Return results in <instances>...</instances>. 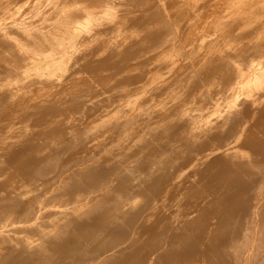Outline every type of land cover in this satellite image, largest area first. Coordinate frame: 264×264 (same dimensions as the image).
Masks as SVG:
<instances>
[{
    "label": "bare ground",
    "instance_id": "1",
    "mask_svg": "<svg viewBox=\"0 0 264 264\" xmlns=\"http://www.w3.org/2000/svg\"><path fill=\"white\" fill-rule=\"evenodd\" d=\"M2 1L4 3L5 0H2ZM17 1H19V0H17ZM34 1H36V0H34ZM47 1L49 2V0H47ZM80 1L83 2V4L85 3L86 4L85 6H89V4H90L91 9L93 7L92 5L95 6V5H97V3L100 4L103 1V2L107 3L110 6V7L108 6L109 8L114 9V11H112L110 9L111 12H108L106 9L109 10V8H106V9H103V10H106L107 12L106 11L103 12V10L101 9L102 10L101 12L105 13L107 16H105L104 14H101V15H104L103 17H101V16H99L100 15L99 14V15H97L98 17L96 16L97 20L96 19L94 20V14H92L93 18L92 17L91 18L93 20L90 19V20H86V21L85 20L81 21V17H82V19L83 18L86 19L85 17H87L88 15L90 16V13L87 12V11H90V10H87V9H90V6H89V8L85 7V8H87L86 9L87 11L84 10V8L80 9V10L86 11L85 12L86 14L89 13L86 16H84L85 13L84 14L82 13L83 16L82 15L81 16L78 15V13H80V10H78L79 8L78 9L76 8L77 12H75V10L72 11V10H70V8H68L72 4H74L75 2L79 3ZM87 1L88 0H50L49 4H51L52 8L55 9V10H52V11H55V12L53 14V13H51L52 11L49 10V11H51L50 12L51 15L48 12V14L50 16L49 17L47 16V17L50 18V17H53V15H54V17L55 16L58 17V19H56L57 17L54 18V22L55 23L52 24V25H46V24L44 25V23H43L39 27H36L37 24L33 23V24H36L33 27H32V25L31 26L30 25L26 26V25H21V21H23V20H21L20 22L19 21H14L15 18L13 19L12 22L8 18V20L11 23L9 22L8 24H6L4 26H3V23L2 24L0 23V44L2 43L6 47L10 46L11 49H12L11 51H13V52H15L16 51L15 49L17 48V51H19L18 49H21L22 51L24 50V54L28 53L26 56L22 55L23 53H20V52L18 53L19 57H21L22 59L24 57V59H25L23 62H19V63H23L19 67H17V65H16L15 68L14 67L11 68L10 66H8L10 68H7L5 66H4L5 67L4 68L3 66H1V68L3 67L2 70L7 68L6 69L7 73L5 74V76L1 77V74H0V198H4L3 201L6 200L5 206H6V204L8 205V203H11V202H13V203L15 202V204H16V202L19 203V201H22V204L25 205V206L24 207H17V209L18 208L21 209V208H25V207L28 208L29 207V205H28V203L30 202L29 198H31L33 196L30 197L29 195H32V194L31 193L29 194L28 191H26V190L32 189V186H34V184H37L38 182H41L42 179H40V178L45 176L44 173H43V172H45V171H43L44 165H42V166L40 165L39 166V164L42 163L43 161H45V159H47L45 157H48L50 155V151H52V150L57 151V149H59L58 147L60 145H62V143H65V141H68V142L70 141L69 143H73L75 148H77L78 150L81 149L83 151H85V150L89 151L90 149H95L94 151L100 152L98 155H96V156L100 155L99 156V163H97L98 161H97V158L95 156L96 163L98 164V166L97 167L94 166L95 168L91 169L92 167L90 168V165H92L94 163L90 164L91 160L89 159L90 160V162L88 161V163H89L88 166L89 167H86L87 166L86 165L85 168H84L85 171H86L85 172V176L86 175L87 176L89 175V177L90 176H93V177L97 176V178H92V177L84 178L83 177V179H85V180L86 179H90L91 180V178H92L94 183L97 184V182L100 181L99 185H102V186H103V183L101 184V180H103L104 177H102L101 180L99 178V180L97 182L95 181L96 179H98L99 175H100L99 177H101V176H103V174L109 173L110 171L115 170V169L118 170V168H119V170H121V171H118V172L122 173L121 177H120V173H118L117 171L115 172V174L116 173L119 174V176H118L119 179L118 180H116V176L115 177L112 176L114 174H112V175L111 174H105V176H107V175L110 176L111 175L112 177L111 176L110 177L111 178H115L114 180H116V182L119 183L120 178H123L124 176L126 178L127 176L133 174L132 172H133L134 165H132L130 167L127 163H124V162L127 161L129 158H131L132 154L135 155L134 153L131 154L132 151L135 152L134 149H137L136 152H138L139 151L138 149H140V151H142V152L139 153V156H141L144 160H143V163L140 164L139 169H141L144 172L143 173H139V174L137 172V174L139 175V178H140L138 180H141V182L139 181L140 184L143 185L144 187L146 186L145 189L148 187L147 189H148V191H150V192H146L145 191L147 193V195L145 194L144 191H141V192H144L146 197L148 195L149 196L151 195V197H152V195L156 196V197H157V195H160L159 198H156L157 200L160 199L161 196L165 197L163 199V203L165 201L170 207L169 209H166V210L163 209L164 212H162L161 215L159 214L160 216L157 217V224H158V221L159 222H163L164 221V223L165 222L167 223L168 219L170 220V217H171L169 215L173 214V217H174V215H176V214H181L189 206L191 208V211L192 210L194 211L193 207H191L192 205H194V206L197 205V204L200 205V203H201V206H202L203 204L201 202V199H199L200 201H197V199H196V197L200 198L199 196H201V194L203 193L202 190L204 191L205 189H207V193H208V191H209V193L211 191L212 192L216 191V194H217V192H219V193L223 192V193H225V196H226V192H227V191H225L226 188L220 187L223 184L219 183L220 184L219 185L218 182H220V181L217 180V178L219 176L222 177L220 173L224 174V176H226L227 179L225 180L223 177L222 178L226 182H228V186H229V181H228L229 179L228 178H231V176H230V173L227 176V173L225 171L229 170L230 166H228V164H225L224 167L226 168V170L223 167L224 171L220 172L221 170H223V168L220 169L222 167V165H221L222 163L219 164V160H220L221 156L219 155L220 158L218 159V161L215 160L216 158H218V153L219 152L220 153H222V152L225 153V151L230 150L231 148L234 147V146L232 147V145L230 147V143H232V142L235 143V141H236V142L239 143V144L236 143L238 146L241 143H244L248 147L251 146V147L256 148L257 149L256 150L257 151L256 154L259 156V159H260L261 156L264 157V0H91L90 3H88ZM31 4H33V2H31ZM39 4H40V2L36 3V5L40 8V6H42V5H39ZM42 4L44 6V4H46V3L44 2ZM101 4L103 5L104 3H101ZM77 5L78 6L81 5V7H84V6H82V4H80V5L77 4ZM100 5L98 7L102 8V7H100ZM5 6L6 5H4V7ZM33 6H35V5H33ZM48 6L51 8L50 5H47L45 9L42 7V9H44L43 11L45 12L46 15H48V14L46 13L45 10L47 8H49ZM76 6H73V7H76ZM97 6H96V8L98 9ZM23 7H24V5H23ZM38 7L37 8L35 7L34 10L38 9ZM103 7H104V5H103ZM64 8H65V11H64ZM66 8H68V9H66ZM0 10L3 11L2 9H0ZM16 10H17V7H16ZM4 11H5V9H4ZM40 11H41V9H40ZM84 11H81V12H84ZM92 11L93 10H91V13H93ZM6 12H7V10H6ZM6 12H4V13L6 14ZM36 13H35V15H36ZM94 13H95V11H94ZM78 16H80V21L83 22V23H82V25L77 24V26L76 25L73 26L74 24L77 23V22L75 23V19H77ZM38 17H39V15H38ZM38 17H37V20H38ZM20 19H18V20H20ZM32 19L29 18V20H31V21H32ZM35 19H36V17H35ZM55 19H56V21H55ZM24 20H25V18H24ZM40 20H41V18H40ZM0 21L3 22L4 21L3 18ZM26 21H28V20L26 19ZM33 21H35V20H33ZM52 21L53 20L51 19V22ZM77 21H78V19H77ZM28 22H26V23H28ZM42 22H45V21L42 20ZM48 22H50V21H48ZM40 23H41V21H40ZM22 24H23V22H22ZM38 25H39V22H38ZM1 49H4V48H2V46H1ZM0 51H3V50H0ZM237 51H239V52L241 51L242 52L241 56H243L244 59L247 58V61L245 60L246 64L244 63L245 66L244 65L242 66V65L236 63L238 61L237 59L240 57L239 56L237 58V56H238ZM234 52L237 54V56L234 54ZM8 53H9V51H8ZM229 53H233L234 54L233 58L236 56L235 59H231L230 58L231 60H233V62H235L236 67H234L233 65L230 66L229 65L230 63L227 62L229 57H230V55H231V54L229 55ZM1 54L2 53H0V56L3 55V54L2 55ZM11 54H13V53H11ZM11 54L9 53V55H11ZM14 54L16 55V53H14ZM18 55H17V57H18ZM28 55H29V57H28ZM3 56H2V58H5L6 55L4 57ZM8 57L10 58V56H8ZM244 59L242 60L243 62H244ZM7 60H9V59L7 58L6 61ZM10 60L13 62L12 59H10ZM10 60H9V62H10ZM2 61H3V59H2ZM4 61H5V59H4ZM4 61H3V64L7 63V62L4 63ZM17 61H18V59H17ZM12 62L9 63V64H13L14 63V62L13 63ZM243 62H241V64ZM260 62L262 63V66H261ZM258 64H260V65H258ZM0 65H2V63H0ZM0 71H1V69H0ZM35 83H36V86H34ZM201 84H202V86H200ZM134 91L136 92L135 94L133 93ZM227 96H229V97H227ZM220 98L221 99L223 98V101H225V102L219 105V103L221 102ZM229 98H230V100H229ZM212 99H214L213 100L214 102L215 101L217 102L216 103L217 106L214 105V107H217V108H211L210 100H212ZM218 101H219V103H218ZM229 102L232 103L231 104L232 105L231 110H229V111H231V113L230 112L227 113V115H230V116H228L229 117L227 119L228 121L225 118V122H224V123H226V125H225L224 123H222L223 120H221L222 121L221 122L220 119L221 118L224 119L223 115L226 113L225 112L226 110L224 111V107H223V111H224V114H223V112L221 111V109H222L221 107L226 105V103L228 105ZM229 106L230 105H228L227 108H230ZM133 111L135 113H136V111H138L135 114L136 115V119H135L136 121L131 123L132 120H130L128 118V120H130V121H128V122H130V124H128V122H127L128 126L125 127L123 130L119 131V129H117V128H119V126H121L120 129H122V127H123L122 124L124 123V121L122 123H121V121L126 119L128 117L127 115L129 113H132ZM219 113L220 114L222 113L221 118H220V116L217 117L218 115H220ZM132 115H134V114H132ZM214 122H219L218 123L219 126L218 125H214ZM119 123H121V124H119ZM127 124L125 123V126ZM199 127H201L202 130ZM198 128L200 129L199 131H201L200 133H198ZM80 133L83 134V135L81 134L82 135L81 137L79 135ZM223 133L226 134V136L224 134V136H225L224 139H223V136L222 137L220 136V135H223ZM76 134L79 135V136L76 137ZM161 134H162V139H159L161 137H158V136H160ZM232 137H234V138L236 137V139L232 140ZM229 139H230V141H229ZM203 140H205V141H203ZM208 140L211 141V145H209V147H208V143H206ZM225 140L229 141V142H226V143L223 142ZM68 142H66V143H68ZM203 143H205V144H203ZM206 144H207L208 148L207 147L203 148V147L206 146ZM209 144H210V142H209ZM244 144H242V145L245 146ZM67 145H70V144H67ZM65 146H64V148H65ZM62 147H63V145H62ZM62 147L60 146V149ZM239 147H241V146H239ZM245 147H243V148H245ZM68 148H70V147L68 146ZM233 149H235V148H233ZM238 149H240V148L237 147L235 152H237V151L241 152ZM246 149H247V147H246ZM248 149L249 150H247V151H249V153H250V150L251 151L253 150V149H250V148H248ZM68 150L70 152V149H68ZM198 150L201 151V154L198 153V155L200 154V156L197 155L198 157H196V155H195L194 158L193 157L191 158L190 153L192 154L193 152H196V151L198 152ZM66 151H65V153H66ZM83 151H82V153H83ZM88 151L85 152L86 155H87ZM173 151H178V153H180L182 155L184 154L186 157L189 155L190 158L188 159V157H187V160H186V158H183L186 161L182 160L180 158L182 160L181 161L179 159V161H181V163L184 161L183 165H182L183 167H180L181 164L179 162H177V160H176L178 158L177 157L175 160H176L177 164H180V166L178 165L179 167H177V168L175 167L176 169L173 167L174 170H171V168L169 169V167H168L169 170L166 169L167 166L164 167L166 164H168L170 159L166 160V162L169 160L167 163L165 161L161 160L160 162H157V164H156L155 161H154L155 164H153V166L154 165H156L157 167L159 166V169H160V167L162 168V166H163L164 170L168 171V172L166 171V173H164V177L165 178L164 177L163 178L164 179H166V178L168 179L169 178L168 180L163 181V183L162 182L159 183L160 187H158L159 188V190H158V188L156 186L158 184V180L162 179V177L160 175V173H161L160 170L161 169L158 170V168H157V169L151 170L153 160H152V162L150 161L151 162L150 163L151 167L147 166V165H149L148 161H149L150 158H153V157L154 158H156V157L159 158L161 153H163V152H164L165 155H167V154L169 155L171 152H172L171 155H173V154L176 155V153H173ZM230 151H227L226 154H228ZM233 151L234 150H232L230 152V154ZM242 151H243V149H242ZM52 152L54 153V151H52ZM69 152H67V153H69ZM72 152H74V151H72ZM235 152H233L234 153V155H233L234 162H235V157H234L235 156ZM245 152L246 151L244 150L242 153H245ZM251 153H253V152H251ZM62 154H63V151H62ZM66 154H64V155H66ZM80 154H81V152H80ZM239 154H241V153H239ZM55 155H56V153H55ZM60 155H59V157H60ZM72 155L70 157H72ZM74 155H76V154H74ZM171 155H169V156H171ZM184 155H183V157H184ZM224 155L225 154L222 155V160H223ZM245 155H247V153ZM226 156L228 158L230 157L229 155H226ZM249 156H251V155L249 154ZM253 156L255 157V155H253ZM258 156L255 157V158H258ZM66 157L68 158L69 156H66ZM75 157H78V156H74L73 162L76 159ZM83 157H81V158L79 157L80 160H81L80 162H82V159L83 160L85 159V157L84 158ZM179 157H180V155H179ZM56 158H54V159H56ZM88 158L89 157H87V159ZM169 158H171V157H169ZM172 158L174 159V157H172ZM228 158H224V160L225 159L228 160ZM243 158L245 159V157H243ZM66 159L64 161H66ZM70 159H72V158H70ZM160 159H158V160H160ZM165 159L166 158H164V160ZM173 159H171V161ZM60 160H61V158H60ZM213 160L218 162L219 167L217 166L218 164H216V167H218L220 170L215 167V169H216V171H215V169L213 168L214 166H211V164L214 162ZM231 160H232V156H231ZM236 160L239 161V158L237 159V157H236ZM57 161L58 160L55 161L56 163L54 161H50V162H54L55 165L53 163L52 164L56 167ZM64 161L61 162L62 165L64 164L63 163ZM67 161H69V160L67 159ZM92 161H94V160H92ZM135 161H137V164H138V160H134V158H133V162H135ZM171 161L169 163H171ZM226 161H224V163H226ZM245 161H246V159H245ZM260 161L264 162V158H262V160H259L258 163L256 161L255 162L251 161V163L254 162L253 163L254 165H255V163L259 165ZM83 162L85 163L86 161H83ZM129 162L131 164H134L131 161H129ZM262 162H261V164H262ZM46 163H48V161ZM69 163H71V161ZM84 163H83V165H84ZM209 163H211V164H209ZM230 163H231V161L229 162V164ZM238 163L239 162L236 163L238 166L240 165V163L242 164V160L240 161L239 164ZM59 164H60V162H59ZM65 164H66V162H65ZM65 164L63 166L62 165L61 166L58 165V166L65 168L66 167ZM75 164H76L75 165V167H76L77 166V162ZM80 164L81 163H79V165H78L79 167H81ZM126 164H127V166L129 168L126 166ZM234 164L235 163H233V165ZM50 165L51 164L49 163V165L47 164V166L46 165L45 166L48 167ZM220 165H221V167H220ZM78 166H77V168H78ZM136 166H138V165H136ZM136 166H135V169H136ZM156 166H154V167H156ZM171 166H177V165H171ZM240 166L242 168H243V166L247 167V164L243 165V166L240 165ZM252 166L253 165H251V167ZM55 167L54 168L52 167V169H54V171H56V169H57ZM72 167H74V164L71 167H69L68 169H70ZM122 167H124V168L126 167V169H123ZM236 167L237 166H235L234 168H236ZM251 167H250V169L254 172V168L252 169ZM262 167H264V164H262V166L258 167V168L261 169ZM50 168H51V166H50ZM210 168H212V169H210ZM227 168H229V169H227ZM81 169H83V168H81ZM139 169L137 171H139ZM238 169L243 171V172L240 171L242 173V176L240 175L241 173L239 171H237V172L240 173L239 175L241 176V178L238 177L239 175L235 176L236 174L235 175L233 174L235 176V178L236 179L240 178L241 179L240 181L246 180V181H244V182L242 181V182L244 184L246 182V185L249 182V187H250V185L252 187L253 185L251 183L254 182L255 177L256 178L259 177L256 174L257 172H259L258 169L256 170V165H255L256 173H253V174H252V172L245 173V174H250L251 173L250 174L251 176L245 175V179H244V175H243L244 174V170L241 169L240 167ZM246 169H249V168L247 167ZM62 170L65 172V169H62ZM236 170L234 169L233 173H235ZM46 171H48V168H47ZM73 171H75V170H73ZM73 171L71 170V173H70L67 170L63 175L66 176L68 173L72 174ZM77 171L74 172V173L75 174H80L79 171L78 172ZM162 171H163V168H162ZM232 171L233 170L231 169L230 172L232 173ZM248 171H250V170H248ZM134 172H135V170H134ZM246 172H247V170H246ZM42 173H43V176H41ZM50 173L54 174V172H51V171H50ZM81 173H83V171H81ZM47 174L48 173L46 172V176H48ZM61 174L57 173L58 179H59V175H61ZM75 174H72V175H75ZM254 174L256 175L255 177L253 176ZM258 174H260V172ZM159 175H160L161 179H158ZM196 175L197 176L200 175L204 179L203 182H204V186L205 187L203 186V183H201V185L205 189H202V188L200 189L199 183L201 181L199 183L196 182L198 180L196 177L195 178L197 180L194 181L195 180L194 176H196ZM262 175H264V171H262ZM39 176H41V177H39ZM53 176H52V178H54ZM57 176L55 177L56 179H57ZM65 176H62V178L69 179V178H67V176L69 177V175H67L66 177ZM134 176H131V177L134 178ZM162 176H163V174H162ZM234 176H232V177L234 178ZM48 177H45V178H48ZM50 177H51V175H50ZM72 177H74V176H72ZM110 177H109V179H111ZM148 177L150 179L149 181H147ZM150 177H152V179ZM249 177H253L252 178L253 180L252 181L250 180L251 182L248 181ZM78 178H76L75 180H78ZM222 178H219V179H222ZM37 179H39L40 181L37 182ZM105 179H106V177L104 178V180ZM164 179H162V180H164ZM236 179H233V180L235 181ZM43 180H44V178H43ZM80 180L77 181V182H79V184L81 183ZM85 180H83V181L85 182ZM106 180H107L106 182H108V179H106ZM134 180H136V179H133V181ZM199 180H201V179H199ZM262 180H264V179H262ZM45 181L47 182V181H50V180H45ZM59 181H61V178L59 179ZM65 181H67V180H65ZM72 181H73V179H72ZM72 181H70L69 186L68 185L66 186V184L65 185L62 184L64 182L63 179H62V183L60 182L59 184H62V186L64 185L63 186L64 188L66 186L69 189V187L71 186L70 184H72L71 183ZM109 181H111V180H109ZM126 181H127V178L125 179V182ZM237 181H239V179ZM256 181H257V179H256ZM52 182H56V180H54ZM84 182L82 183V185H83L82 187L86 188L84 186V184L87 186V183L86 182L84 183ZM139 182H138V184L135 183V185L137 184V186H138ZM226 182H223V183L225 184ZM231 182H230V187L231 188L229 187L230 190L232 188L237 187V186H235L236 183L233 184L234 182L233 183H231ZM41 183H39L40 185L37 184L39 186V188L42 185ZM47 183H49L51 185L50 182H47ZM47 183H46V185H48ZM91 183L94 184L93 182H91ZM196 183H198V185H199V186L197 185L199 187V189H198V187H196L198 190L196 188L192 189V186L194 184H196ZM243 183L241 185L244 186ZM258 183H260V180H258ZM258 183L254 182V186L252 188L250 187L251 191L254 188L256 190L255 186ZM96 184H95V186H96ZM159 184H158V186H159ZM262 184H264V181H262ZM77 185H78L77 183H76V185L72 184V186H77ZM91 185H89V186H91ZM113 185L115 187L117 186V184L116 185L113 184ZM122 185H123V188H124V184H122ZM129 185H128V187H129ZM233 185H234V187H232ZM241 185L238 184V187L240 186L239 189L242 187ZM55 186L54 187L57 190L58 188H60L61 185H58L59 187L57 185H55ZM89 186H88V189H89ZM95 186L92 185L93 188ZM102 186H100V188ZM120 186H121V184H120ZM120 186H119V188L121 189ZM225 186H227V184ZM258 186H259V184H258ZM29 187H31V188L29 189ZM132 187H135V186H132ZM247 187L248 186H246L245 188L242 187L243 189L241 188L240 190L238 189L237 191L239 192L241 190L246 189ZM262 187H264V185H262ZM46 188H44V190H47L49 188V186H48L47 189ZM76 188L80 189L81 187L79 188V186H78ZM97 188H99V187L96 186L94 188V190L97 189ZM100 188L97 189V190L99 191ZM105 188H107V187H105ZM109 188L111 189V186ZM109 188L107 190H110ZM125 188H127L126 185H125ZM41 189L43 191V188H41ZM116 189L118 190V188H116ZM116 189H115V191H116ZM140 189H142V188L140 187ZM250 189L249 188L246 189V190H248L249 195L251 193V192H249ZM33 190H37L38 191V188L33 189ZM48 190L50 191L52 189L49 188ZM65 190H66V188H65ZM65 190L63 191L64 196L66 194V196H68V198H70L73 195V193H74V192H72V190H70V192H72V195L70 196V195H67V191L68 190L66 192H65ZM75 190H73V191H75ZM103 190L101 189L100 190L101 192H99V193L100 194L103 193V192L105 193L106 189H105V191H103ZM111 190H113V188ZM230 190H228V195L227 196H230L229 195L230 194L229 193ZM17 191H20V193L18 194ZM25 191L28 194V196H26V197H24ZM59 191H61V193H62V190H59ZM81 191H79V193H81ZM85 191H87V188H86ZM88 191H90V190H88ZM125 191H126V189H125ZM137 191H139V189ZM231 191L233 192L234 189L231 190ZM237 191H235V192L237 193ZM52 192H53V190H52ZM52 192H50L51 195H52ZM91 192L93 193L92 190L89 193L87 192L88 195H86V196H88V199H89V197L91 199V197H93V196L97 197V195L98 196L100 195L99 193L97 195H96V193H95V195L93 193V196L92 195L89 196L91 194ZM112 192L108 191V193H110V197H112L111 196ZM141 192L139 191L140 194H141ZM204 192L206 193V191H204ZM256 192H258V191H256ZM45 193H46V191H45ZM47 193L50 194L49 192H47ZM82 193H83V191H82ZM117 193H118L117 191H116V194L114 193L115 196L117 195ZM119 193H121V192H119ZM136 193L138 194V192H136ZM207 193H206L207 196H210V198H212V197L214 198V196L211 197L212 193H210L211 195H208ZM241 193H242V197H244L247 194V193L246 194L244 193L245 194L244 195L243 192H241ZM252 193H253V191H252ZM252 193H251V195H252ZM36 194H38V193H36ZM41 194L44 195V192L40 193V190H39V195H40L39 197L43 196V195L41 196ZM78 194L74 195L76 199H77L76 195H78ZM54 195H59V194H54ZM122 195L126 196L125 193L124 194L122 193L121 196ZM128 195L129 194H127V198L130 197V196L128 197ZM134 195H136V194H134ZM134 195H133V197L131 196L132 199L133 198L137 199L138 197L135 198ZM231 195H233V194H231ZM238 195H239V193H238ZM249 195L245 196L246 197L245 200L248 199L247 196H249ZM3 196H5L6 199ZM34 196H35V194H34ZM59 196L62 197V195H59ZM59 196L56 197V198L59 199L60 198ZM66 196H65V198H67ZM79 196H81V194L78 195V198H79ZM86 196L84 195L83 199ZM119 196H120V194L117 195L118 198H119ZM121 196H120V200H121ZM141 196H142V194H141ZM204 196H205V194H204ZM204 196L202 194L201 198L204 197ZM219 196H221V195H219ZM233 196H234L233 199L235 200V198H237V194H236V196H235V194ZM36 197H37V195H36ZM39 197H37L35 200L38 199V201H39ZM46 197H48V199H51V197L49 198L48 195ZM100 197L102 198V196H100ZM103 197H105V195ZM108 197H109V195H108ZM122 197L126 198L124 196H122ZM223 197L224 196L221 197L222 200H223ZM239 197H240V200H241L242 197L241 196H239ZM252 197H253V195H252ZM254 197H255V195H254ZM18 198H20V199L18 201H16ZM33 198L31 199V201L33 200ZM54 198H55V196H54ZM80 198L82 199V197H80ZM106 198H105V202H106ZM221 198H219V200ZM262 198H264V197H262ZM42 199L45 200L44 197ZM55 199H51V200H55ZM60 199L62 200V198H60ZM88 199H86V201ZM96 199H95V202L97 203V201H99V200L96 201ZM152 199H153V197H152ZM152 199H150L151 202L148 199V201L150 202L151 205H152V203L154 204V200L152 201ZM205 199H207L206 196H205V198L203 200H205ZM230 199H232V198H230ZM230 199L228 200L226 198V200H228L229 203H230ZM250 199H253V198L249 197V201H251ZM61 200H59V201H61ZM63 200L61 201L62 205L67 204L65 202V200L64 201ZM69 200L71 201L72 197H71V199H68V203H69ZM73 200H74V198H73ZM93 200H94V197H93V199H91V201H93ZM115 200H116V198H115ZM138 200H140V198ZM219 200H217V202H220ZM237 200H239V198ZM40 201H39V204L36 203L38 205H36L34 203L35 201L33 203H31V204H35L36 209H37L38 208L37 206L41 207L40 206ZM47 201H45V202H47ZM91 201H88V202H91ZM112 201H114V199ZM128 201L132 202L133 200L131 201V200L128 199ZM141 201H143V200H141ZM208 201H210V199H208ZM214 201H216V199H214ZM214 201H212V204H213ZM232 201H231V203L229 205L230 206L229 208L234 210L235 207L232 208L233 205L236 206V208H238L239 203L235 202V203L238 204V205H235V203L232 202ZM244 201H242V202H244ZM260 201H262V200H260ZM260 201H259V203H260ZM41 202L43 203V201H41ZM54 202H56V200L52 201L49 205L55 204ZM63 202H65V204ZM79 202H80V199H79ZM84 202H82L80 204H83ZM123 202H119V203H123ZM133 202H135L136 205L138 204L136 202V200H134ZM203 202L205 203V205L208 203V202L206 203V200L203 201ZM239 202H241V201H239ZM242 202H241V204H242ZM253 202L252 203L248 202V203L254 204ZM257 202L258 201H256V204H257ZM18 203H17V206H19ZM57 203L58 202H56V204ZM72 203H73V201H72ZM74 203L77 204L78 202L76 203L74 201ZM109 203H106V205L109 204ZM112 203L114 204V202H112ZM128 203L129 202H127L126 204L128 205ZM143 203H144V201H143ZM146 203H148V202H146ZM158 203H159V200H158ZM163 203H161V204L163 205ZM222 203L224 205V202H222ZM222 203H221V205H222ZM244 203L247 204L246 201ZM73 204L70 203V204H67L65 206L66 207L70 206V208H71V205H73ZM84 204H83V206L87 205V204H85V205ZM90 204H88V207H89ZM95 204L93 203L92 206H95ZM97 204L100 205L101 204V200ZM126 204H123L122 206L124 207ZM130 204L131 203H129V205ZM139 204H140V202H139ZM139 204L137 205V207L139 206ZM167 204H166V207H167ZM212 204L210 205V202H209V204L207 206H205V207L212 206V209H213V206L215 204H213V205ZM250 204H247L246 206L248 207V205H250ZM256 204H255V206H256ZM1 205L4 206V204H2V203H1ZM11 205H12V203L9 205L8 208H10ZM14 205H13V207H14ZM44 205L46 207H48V202L45 203ZM44 205H43V208H44ZM60 205L59 204L56 205L57 206V210L59 209ZM62 205H61V208H63ZM116 205L117 204H115V206ZM143 205L144 204H142L141 208H143ZM156 205L158 207L157 202H156ZM156 205L154 204L155 207H156ZM217 205H215L214 208L216 207L218 209L219 205L218 206ZM259 205L262 206V205H264V203L261 202V204H259ZM20 206H21V202H20ZM35 206H33L34 210H35ZM119 206H121V205H119ZM148 206H150V205L148 204ZM203 206L201 208H203ZM224 206H226V205H224ZM224 206H223V209H222V207H220L222 212H224L223 210H225L226 213L229 212L226 209H224L225 208ZM261 206H260V208H261ZM51 207L52 206H50L49 208H51ZM102 207H103V205H102ZM129 207L130 208L131 207L135 208L134 206H129ZM129 207H127V209ZM200 207H198L197 209H199ZM244 207H242V208L246 210L247 208H244ZM250 207H248L247 210H249ZM253 207H254V205H253ZM8 208L6 206V209H8ZM49 208H47L49 210L47 212H49L51 214H54V212L56 213L55 209H52V210H54V211H52L53 212L52 213L51 209H49ZM70 208L68 209V207H67L65 209H67L69 211ZM75 208L73 209V212H74ZM84 208L86 209V207H84ZM90 208L91 207H89V209ZM99 208H100V206H99ZM104 208H106V207H104ZM111 208L110 209H106V210H109V211L113 210ZM125 208H126V206H125ZM130 208H129V210H130ZM138 208H135V209L140 210V208L139 209ZM201 208L199 209L200 213H196V215L198 214V216H199V214H200V216L202 217V215L205 213L204 211L207 210V208L206 209H202V210H204L203 214L201 213L202 212ZM229 208H228V210H229ZM240 208H241V206H240ZM258 208L259 207H257V209ZM12 209L14 210L15 207L12 208ZM39 209L41 210L42 207L39 208ZM81 209L83 210L82 207H81ZM115 209H117V208H114V210ZM120 209L123 210L122 208H120ZM120 209H119V211H120ZM151 209L152 208H150V211H148V212H151ZM158 209H159V207H158ZM217 209H213V212L216 211ZM26 210H28V209H26ZM42 210H41V212H43ZM61 210L62 209H59L58 212L61 211ZM101 210H102V208H101ZM114 210L112 212H114ZM137 210H135V212ZM155 210L156 209H154L153 211L155 212ZM221 210H219V212L216 211L215 215L217 217L214 215L213 212H211L212 211L211 210L210 212L213 213V215H214L213 218L216 217L217 219H219L218 218V214H222ZM235 210L237 211L238 209H235ZM242 210H240V211H242ZM253 210H254V208H253ZM253 210H252V213H253ZM260 210H264V207H262ZM260 210H259V214L261 215ZM30 211H27V212L28 213H32L33 212L31 210V208H30ZM35 211L39 212V210H35ZM63 211H64V209H63ZM78 211H80V210H78ZM84 211L86 212V210H84ZM98 211L99 210H97V213H98ZM143 211H145V209ZM143 211L141 209V212H143ZM186 211H188V210H186ZM189 211H188V213H191V211L190 212ZM249 211H248V213H249ZM75 212L73 214L72 213L71 214L75 215ZM112 212H111V214H113ZM116 212H118V211H116ZM210 212H209V208H208V213H210ZM235 212H231V213L235 214ZM22 213H19L20 216L22 215ZM35 213H37V212H35ZM39 213H38V215H39ZM66 213H62V214L66 215ZM87 213H89V211H87ZM101 213H98V214H101ZM106 213H105V215H106ZM132 213H134V212H131V214ZM139 213H140V211H139ZM211 213L209 214L210 218H212L211 217ZM238 213H239V210H238ZM242 213L243 212L240 213V216L243 215ZM262 213H264V212H262ZM2 214H3V211H2ZM42 214H46V213H42ZM42 214L40 213L41 216H42ZM90 214L91 213H89V216H90ZM108 214L110 215V212ZM117 214H119V213H117ZM124 214H122V215H124ZM127 214H129V212H127ZM143 214H144V212H143ZM153 214H156V213H152L151 216H154ZM6 215H5V217H6ZM76 215H79V214L77 213ZM81 215H82V213L79 215V217L78 216H76V217L80 218ZM103 215L101 214L100 216H103ZM137 215H139V214L137 213ZM188 215L190 216V214H188ZM196 215H193L194 217H192V216L191 217L193 219H196L198 217ZM209 215H207L205 221H207V218H208ZM226 215L228 216V214H226ZM1 216H4V215H1ZM23 216H25V215L23 214ZM23 216H21L22 219H24L26 217V216L25 217H23ZM27 216H28V214H27ZM31 216H32V214L29 217H31ZM44 216H46V217L43 218ZM48 216H49V219H50V214L48 215V213L46 215H43V217H41V218L39 217L40 220L43 219L40 222H39V219H38V221L35 218H33V219H35L37 222H39L38 226H39L40 223H42V225L40 224L41 226H44V225H46L44 221H45V219H48ZM57 216L58 217L60 216L59 213H58ZM61 216H60V218H61ZM93 216H94V214H93ZM117 216H119V215H117ZM125 216H126V214L124 215V217ZM144 216H143V218H144ZM195 216H196V218H195ZM219 216H220V218L224 217V215H219ZM236 216H239V215H236ZM256 216L260 218L262 215L258 216V213H257ZM21 217H20V219H21ZM32 217H34V216H32ZM62 217H64V216H62ZM74 217H73V219H74ZM86 217L88 219L89 218L91 219V218H97L98 215H97V217H92V215H91V217H88V214H87ZM115 217H116V214H115ZM120 217H121V215H120ZM166 217L168 219L165 221ZM173 217L171 218V222H172V219H174ZM180 217H181V215H180ZM182 217H185V216H182ZM226 217L222 218L221 220L219 219L218 221L219 222L221 221V224H222L223 223L222 222L223 219H225ZM235 217H234V220H232V217H228V219L231 218V219H229L230 221L231 220L232 221H236ZM243 217L248 218L249 216L246 217L245 215H243ZM10 218H11L12 221H15V219L13 220L12 216H10ZM17 218H18V216H17ZM37 218H38V216H37ZM60 218H58V219H60ZM70 218H71V216H70ZM81 218L83 219V217H81ZM87 218L84 217V219H86L85 222L87 221V223H88L89 220ZM108 218H109V220H106V219L103 220L101 222V225H105V228L108 227L107 225H109V227L111 226L110 228L108 227L109 229L107 228L108 230L105 229V231L106 230L110 231L109 234H111V233H113L112 231L115 228L119 229L118 224L120 223V225H121L122 223L121 222L115 223V221L113 220L114 218H112L111 220H110V217H108ZM143 218H142V220L140 218L141 221H140L139 224L137 223V219H138V222H139V217L136 219V216H135V219H134L136 221V223L140 226V228H141L140 224L144 220ZM189 218H188V222L191 221V222H193L192 224H195V220L192 221V219L191 218L189 219ZM210 218H209V220H210ZM242 218L239 217V220L240 219L242 220ZM253 218H254V216H253ZM3 219H5V218L3 217ZM20 219L18 218V220H19V222L21 224L22 222L20 221ZM62 219H61L62 222H60V223L64 224V221H66V220L63 221ZM84 219L81 220L79 225H81V223H82L81 226H83L85 224V222L83 224ZM98 219H99V217L97 219H95V220H98ZM103 219H104V216H103ZM146 219H147V215H146ZM149 219H150V217H149ZM149 219H147V220H149ZM198 219H200V218L196 219V223H197ZM203 219H202V221H204ZM217 219H216V222H217ZM256 219H258V218H256ZM26 220H28V217L26 218ZM50 220H55V218L51 217ZM93 220L91 219V221H93ZM101 220H102V218H100L99 221H101ZM147 220H144V221H147ZM177 220L181 221V222L184 221L183 224H184V226L186 225L185 221H187V219H185L183 221L181 219L180 220L177 219ZM177 220H175V221H177ZM239 220L237 218L236 225L239 222H241V220L240 221ZM2 221H6V223H7L8 221H10V219L2 220ZM22 221H25V220H22ZM36 221H31V222L34 223ZM67 221H69V220H67ZM79 221H80V219L78 220V222ZM127 221L130 222L132 220H130V221L127 220ZM225 221L226 222H224V223L227 226V223H228L227 219H225ZM245 221L248 224V222L250 220L246 219ZM245 221H242V222H245ZM260 221H262V219L258 220V222H260ZM0 222H1V220H0ZM15 222H12L11 224H14ZM43 222H44V224H43ZM51 222L52 221H50L48 223L51 224ZM78 222H75V220H74V223H72V224L76 225V223H78ZM124 222H125V220H123V223ZM150 222L148 224L150 226H152L150 224ZM171 222H170V225H171ZM199 222L197 223L198 226H200L199 224H201V226L202 225L204 226V223L208 225V223H206V222H203V224L199 223ZM216 222L215 223H210V225L211 224L214 225V226L211 225L212 226L211 230L213 228H215V229H213V230H215L214 232H217L218 230L222 229L219 226H217L218 230L216 231V226H215ZM29 223H30V221H29ZM32 223H31V225H32ZM53 223H55V222H53ZM68 223H66L65 225L66 226L68 225L67 228L70 229L73 225L71 224V222L69 224H71L72 226H70ZM87 223H86V226H87ZM125 223H127V222H125ZM132 223H133V221H132ZM151 223H153V222H151ZM166 223L164 225H168L169 222L167 224ZM176 223L178 224L179 228H180L181 225H183L182 223L180 225H179L178 222H175V224ZM232 223H230V224H232ZM250 223H249V225H250ZM4 224H5V222H4ZM23 224H25V223L23 222ZM129 224L127 223L126 224L127 226H125V227L122 226V229H123V227H124V229L126 227H128ZM131 224H130V226L132 227L133 224L132 225ZM148 224H146V225L148 226ZM175 224L173 223L171 225L170 229H172V226H174ZM188 224L190 225V223H188ZM261 224H262V222H261ZM31 225H30L29 230H28V227H27L28 225H26L27 228L25 227L26 230L23 228V231L24 230L26 231V232L24 231L25 233L23 232L24 234H26L28 231H29L28 233L31 234L32 231H30V229H31L32 226H35V225H32V226ZM54 225L52 224L53 230L55 228L57 229V227H58V226L56 227V225H55V228H54ZM79 225H77V229L80 230L81 228H80ZM88 225H89L88 227H92L93 226L92 222H91L92 226L89 223H88ZM239 225H240V223L238 224V226ZM244 225H245V223H244ZM244 225L240 226L239 228L242 229V227H245ZM1 226H2V224H1ZM14 226H17V225H14ZM14 226L12 225V228ZM60 226H59V228H60ZM66 226L63 227V228L66 229ZM69 226H70V228H69ZM98 226H100V224ZM98 226H94L95 228L97 227V229H95V230L99 229ZM163 226H161V225L157 226L156 225V228L157 227H163ZM246 226H248V225H246ZM22 227H24V226H22ZM35 227H37V226H35ZM49 227H50V225H49ZM74 227H73V229H74ZM144 227H146V226H144ZM168 227H169V225L167 226V228ZM185 227L188 228L189 226L186 225ZM185 227H183V228H185ZM205 227L210 229L208 226H205ZM205 227H203V228L201 227L202 229H198L199 233H200L201 230L203 232L204 231L203 229ZM221 227H223V226H221ZM231 227H233V225H231ZM6 228H8V227H6ZM63 228L61 230H63ZM84 228H85V230H82V232L83 231H87V235H89L91 233V231L94 230V229L86 230L87 228L85 226H84ZM101 228H103V227H101ZM128 228H130V227H128ZM179 228H177V227L175 228L174 227V229H178V230L181 231V228L180 229ZM193 228H195V227H192V229ZM197 228H199V227L196 226V229ZM207 228H205V230ZM226 228H228V226ZM226 228L224 227L218 233H220V232L222 233L225 230V233L228 234V232H226ZM236 228L234 227V229H236ZM239 228H237V229H239ZM245 228H247V227H245ZM17 229H18V231L22 230V229H19V227H17ZM33 229H35V228L33 227L32 230ZM41 229L43 231V228H41ZM47 229H49V228L47 227ZM71 229H70L71 232L72 231H74V232L75 231H79V230H71ZM120 229H121V226H120ZM137 229H139V227ZM157 229H155V232L152 231L153 230L152 228H151V231H148V230L147 231L148 232H152V236H154L155 233L159 230V229L158 230ZM189 229L191 230L190 232H192V229L191 228H189ZM228 229H231V228L229 227ZM228 229H227V231H230ZM234 229H233L234 232L235 231L238 232V230H234ZM254 229H255V227H254ZM257 229H258V227H257ZM5 230L6 231L8 230L11 233L10 227H9V229H5ZM5 230H3V232H5ZM37 230H38V227H37V229H35V231H37ZM39 230H40V226H39ZM44 230H45V228H44ZM160 230H161V228H160ZM162 230L164 231L166 229H164V227H163ZM211 230H209V231L211 232ZM213 230H212V232H213ZM250 230H252V229H250ZM14 231L15 230H13V233H11V234L15 235L17 233V231H15L16 233L14 234ZM35 231L33 230L32 233L35 234L34 233ZM88 231H90V233ZM103 231H104V228H103ZM135 231L138 232V230H134V232ZM145 231L142 232V234H146ZM166 231H169V230H166ZM193 231H194V229H193ZM209 231L208 232L206 231V232L209 233V235H211L212 232L210 233ZM21 232H19V234L22 235ZM48 232H50V231L48 230L47 233H45V232L44 233L46 235H48L49 234ZM63 232L64 231H62V233ZM82 232H80V233H82ZM134 232H132L133 234L131 232L130 233L132 235H134L136 233V232L135 233ZM148 232H147V234H149ZM169 232L170 233L173 232V234H176V235L180 234V233H178L179 231L178 232L175 231V233H174V231H169ZM182 232H183V230L181 231V233ZM188 232H189L188 230L186 232L184 231L185 234L186 233L189 234ZM231 232L232 231H230L229 233H231ZM234 232H233V234L236 235V233H234ZM240 232H238V233L241 236V234L243 232L242 231H240ZM246 232H248V231H246ZM255 232H256V230L253 231V232L249 231L248 234L249 233L252 234V233H255ZM0 233H2V232H0ZM5 233H3V234H5ZM28 233L26 235H24L25 236V238H23L24 240L28 238L27 237ZM96 233H97V231H96ZM98 233H97V235H98ZM101 233H102V231H101ZM117 233L120 234V231L117 232ZM161 233H163V232H161ZM161 233H160V235H162ZM170 233H167V234H170ZM184 233H183L184 236L181 237V234H180V235H178L176 237V239H178L180 237L182 239V241L180 240V238L178 240H180L181 242H186V243L187 242L188 243L191 242L192 244L196 242V241H193L194 240L193 238L197 237L196 234H198V233H196V231L193 232L196 235V236H193V237H190V236L193 235L192 233H191L192 235L190 234L189 236L187 234L185 235ZM238 233H237L236 236H237V238L239 237L238 238L239 240L236 237H233V235H232V238H231V236H230L231 234L227 236V237H230L232 239V242H233V239L236 242L238 240L239 245H237V247L241 246L240 245L241 244L240 243V239L243 240V236H246L245 234H243L241 236V238H240ZM261 233H264V230H262ZM33 234H31L32 237L34 236ZM40 234H42V233H40ZM57 234L59 236L58 232H57ZM82 234L84 235L85 232H83ZM114 234L117 235L116 233H114ZM139 234H141V233L139 232ZM142 234H141V236H143V239H145L144 238L145 236L142 235ZM223 234H224V232H223ZM227 234H224V235H227ZM258 234L260 235V233H258ZM17 235L18 234H16V236ZM66 235H64V236L62 235V238L63 237H64V239L66 237L68 238V235L67 236ZM78 235H79V233L77 232V238H78ZM105 235H107V232H105ZM124 235L125 234H122L123 237H126V235L128 236V234H126L125 236ZM160 235L157 234V236L156 235L155 236L158 238V237H160ZM163 235L166 237V232H165V234L163 233ZM163 235L160 238L162 241L165 240V238H163L164 237ZM171 235H172V233H171ZM171 235H170V237L168 235L167 236L171 239ZM203 235H204V233H203ZM213 235L217 236V233L213 234ZM262 235H264V234H261V236ZM35 236H37V235H35ZM43 236L46 237L45 235H43ZM60 236H59V239H61ZM69 236L71 238L72 234L69 235ZM75 236H73V237H75ZM101 236L102 235H100V237ZM103 236H104V234H103ZM103 236H102V238H103ZM152 236H150V238ZM155 236H154V240L156 238ZM199 236H200V234H199ZM199 236H198V238H199ZM249 236H248V238L250 240ZM22 237H23V235H22ZM29 237H31V236H29ZM37 237H40V236H37ZM44 237L41 236L42 239ZM49 237H46L47 238L46 242H48V238ZM83 237H82V239H83ZM92 237H95L94 234H93ZM123 237H121V238L123 239ZM129 237H130V239L128 237L124 238V239H127L126 241L128 242V240H132L131 236H129ZM135 237H136L135 238L136 242L139 240L140 242L142 241V244H143L142 237H141L142 240L139 239V238L137 240V236H135ZM202 237L204 238L205 236H202ZM206 237L204 239H208V237L207 238ZM225 237L226 236H224V238ZM251 237H252V235H251ZM255 237H254V241H256L257 238H259L260 236L256 237V238ZM2 238L3 237L0 236V239H2ZM8 238H10V236ZM21 238H20V240H21ZM33 238H35V237H33ZM105 238H106V236H105ZM110 238H109V240H110ZM112 238H111V240H112ZM150 238H149V240H150ZM173 238H175V235H174V237H172V239ZM230 238H228V241L231 240ZM261 238H264V237H261ZM3 239H6V238H3ZM23 239H22V241H24ZM28 239L30 240V238H28ZM76 239H73L74 241H72V239H71L70 242H75ZM82 239H80V240H82ZM85 239H87L86 241H88V240L90 241V239H92V238L88 239L86 234H85ZM114 239L115 238H113V240ZM117 239H119V237ZM152 239H153V237H152ZM158 239H156V242H157ZM176 239H174V240H176ZM199 239L201 240V238H199ZM2 240H0V241H2ZM31 240H33V239H31ZM40 240H38L36 242L35 241L30 242L31 246H32V243H34V245H35V243L39 244ZM49 240H51V239H49ZM55 240H57V238ZM77 240L80 241L79 239H77ZM99 240L100 239H98L97 241H99ZM113 240H112V242L111 241L107 242V240H106L105 244L108 243V245H106V246H109L112 243L113 245L112 244L111 245L114 247V245H116L117 243L114 244L116 241H114V243H113ZM133 240H134V238H133ZM151 240H150V243L152 244L154 240L152 242H151ZM161 240H159V242ZM195 240H197V239L195 238ZM220 240L219 241L222 243L223 242L222 239H220ZM262 240H264V239H262ZM63 241L67 243L68 240L67 241L63 240ZM78 241H76L75 243H77ZM83 241H84V239H83ZM83 241H82V243H83ZM120 241L124 242L125 240H120L119 239V241H117V242H119L118 244L121 245L122 243ZM139 241L137 243H139ZM202 241H204V240H202ZM224 241L226 243L225 239H224ZM235 241L233 242L234 244L236 243ZM251 241H252V239H251ZM254 241L251 242V244L254 243ZM9 242H8V244H9ZM16 242H20V241L16 240L15 243ZM28 242L25 241L24 245L23 246H19V248L24 247L25 243H27L26 245H28L29 244ZM51 242L49 241V244ZM70 242H68V243H70ZM90 242H92V241H90ZM127 242L124 243L125 246H126V244L131 243V241H129L128 243ZM136 242H135V244H133L135 246V248H134L135 250L140 248L139 247L140 243H139V245L137 244L138 245L137 246ZM156 242H154V243H156ZM164 242H163V244H164ZM205 242H206V240L203 243H205ZM245 242L246 241H244V242L242 241V244L243 243L246 244ZM59 243H60L61 246L64 245L63 242L61 243V240H60V242L58 241V244ZM144 243H145V241H144ZM150 243H145V245H147V247H148V245L150 246ZM161 243L162 242H160V244L156 243L157 244L156 247L158 245L161 246ZM165 243L169 244V242H165ZM174 243L176 244V243H180V242H176L175 241ZM203 243H201V241H200V244H203ZM207 243H208L207 246H209L210 245L209 242H207ZM8 244H6V245H8ZM11 244H14V243H11ZM58 244H56V245H58ZM72 244L70 243V246ZM96 244H97V242H96ZM105 244L103 243V245H101V246L105 247ZM163 244H162V246H163ZM172 244H173V242H172ZM181 244H182L181 246L183 247L184 244L183 243H181ZM187 244L185 246H187ZM190 244L188 246H191V247L194 248V246L197 243L195 245H193V246H192V244L191 245ZM211 244H213V243H211ZM215 244L216 243H214V248L213 249L214 250L215 249L218 250L219 247L221 246L222 248L220 249V251L222 252L223 246L225 247V244L223 243L224 244V245L222 244L223 246L222 245L219 246L217 244L219 246L217 248H215ZM232 244H228V245H232ZM234 244H233V247L234 246L235 247L233 249H235V248L237 249L236 245H234ZM255 244H257V243L255 242ZM255 244H254V246H255ZM259 244H257V246ZM262 244H264V243H262ZM1 245H5V244L3 243ZM6 245H5V248L8 247ZM41 245H43V243ZM56 245H53V246L56 247ZM66 245H69V244H66ZM73 245H76V244H73ZM77 245L79 246V244H77ZM77 245H76V247H77ZM82 245H80V246H82ZM91 245L95 246V244H91ZM145 245H143V247H141V248H145L146 247ZM177 245L175 246L176 248L174 247L176 250L179 249L177 247H181V246H179V245L177 246ZM246 245L248 246L249 244H246ZM28 246L30 247V245H28ZM28 246H27V248H28ZM36 246H33V248L35 249ZM43 246H45V245H43ZM50 246H51V249L52 248L56 249V248L52 247V244H50ZM50 246H48V247H50ZM84 246L86 247L87 245L84 244ZM130 246L131 245L129 244V247ZM153 246H155V245L152 244L150 247L153 248ZM166 246H168V245H166ZM166 246L164 245V247H166ZM172 246L173 245H171L169 247L171 248ZM188 246H187V248H188ZM202 246H204V245H202ZM207 246H206V243H205V247H207ZM247 246L244 249L242 247L240 248V249H242L241 253L244 252L245 255L247 253H249V252L246 251ZM2 247L4 248V246H2ZM39 247H42V246H39ZM48 247L46 249L42 248V251L45 249L46 252H47ZM64 247H65V245H64ZM102 247H101V249H102ZM129 247L127 246V248H129ZM191 247L188 248L191 251H194L195 249L197 250V247H198V250H199L200 245L198 246V244H197V247L195 246L194 250H192ZM209 247H212V245L209 246ZM252 247L250 246V248H252ZM262 247H264V246H262ZM3 248H2V251L0 249V252H3ZM25 248H26V246H25ZM72 248H74V247H72ZM90 248L88 247V249H90ZM97 248L95 249L96 252L97 251L100 252V250H97ZM106 248H108V250H110L109 247H106ZM228 248H229V246H228ZM228 248L225 247V250L227 251ZM253 248H255V247H253ZM260 248L257 249V250L255 249V250L256 251H260ZM37 249L39 250L41 248H37ZM113 249H116V248L114 247ZM113 249H112V252H113ZM131 249H132V246H131ZM131 249H130V252H131ZM134 249L132 251L133 253H134ZM147 249H149V248H147ZM147 249L146 250L145 249L141 250V252L143 251L142 254L140 252H138L140 255L137 252L136 253L140 257H142L141 255L145 254L144 250H145V252L156 251L155 254L157 253V250H155V249L154 250L151 249L152 251L150 249L147 251ZM182 249H185V247H183ZM186 249H185V251L184 250L182 251V255L184 254L183 252H186ZM204 249H206V248H204ZM204 249H202V251ZM240 249H238L239 250V254H240V251H241ZM18 250H20V249H18ZM31 250L27 251L28 252L27 254H30V252H33V250L32 251ZM90 250H93V248L90 249ZM117 250H118V247H117ZM123 250H126V248L123 249ZM166 250L168 252L170 251L168 249H166ZM214 250H210V252L209 251L208 252L211 253ZM229 250L230 249H228V251ZM238 250L237 251L234 250L235 251L234 252L231 249V252L233 251L234 253H237ZM244 250L246 251V253H245ZM6 251H7V249L4 250V254L8 253ZM79 251H81V249L80 250H78V249L73 250V252H70V250H69V253L64 254V256L63 255L61 256V253L63 254L64 251L59 253L61 258L58 257V259L60 258V260H57V261L54 260V262H55L54 264H72V262L75 261L78 258L77 255L79 254ZM103 251H104V249H103ZM121 251L118 250V252L117 251H115V252L120 254ZM158 251L159 252L161 251V248L159 246H158ZM164 251H165V249H164ZM164 251H161V252L163 253ZM197 251H195V252H197ZM199 251H201V249ZM220 251H217V252L219 253ZM256 251H255V253H256ZM261 251L259 252L260 254H261ZM36 252L39 255V251H36ZM50 252H51V250L49 251V254H50ZM96 252L94 251L95 256H97V257L100 256L101 257V254L99 255L98 252H97L98 255H96ZM108 252L109 251H107V253H106V251H104V253H106V255L108 254ZM110 252H111V250H110ZM126 252H127V250H126ZM159 252H158V256L156 255L157 257L166 254V257H165L164 260H163V257H162V261L160 260L161 257H159L160 259L158 258L161 261V263L163 261H165V260H167L166 264H167L168 261H169L168 263H170V260H168V259L171 256L168 258V256H169V255H167L168 252L167 253L165 252L164 254H161ZM173 252H176V251L174 250ZM178 252H179V254L177 253L178 257H179V259H181V257H180L181 252L180 251H178ZM221 252H220V254L223 253V252L222 253ZM233 252L230 253V251H229V255H226L225 258L227 256H231L230 258L235 259L236 257H234V256H236V254L232 256V254H234ZM21 253H22V251H21ZM24 253L25 252H23V254ZM92 253H91V255H92ZM101 253H102V250H101ZM117 253H115L113 255L114 256L113 257L114 258V264L116 262L115 261V259H116L115 255H118ZM124 253L125 252L123 251L122 255H121L122 258L124 257L123 256ZM133 253L130 254V258L133 256ZM153 253H150V256ZM198 253H197V256L199 257ZM209 253H205L207 258L210 256ZM215 253H216V250H215ZM1 254L2 253H0V255ZM33 254H30V255L32 256ZM109 254H111V253H109ZM171 254L173 255L174 259L177 257V256H175L176 253L174 255V253L171 252ZM189 254H190V251H189ZM193 254H194V256L196 255L194 252H193ZM193 254H190V255L192 256V259L194 260V258L197 257V256L194 257ZM205 254H204V256H205ZM214 254H213V256H215ZM224 254H226V253H224ZM250 254H251L252 258H256V257H253L252 253H250ZM260 254H258V256ZM20 255L21 254H19V253L18 254H9L8 256L6 254V256L5 255L4 256L8 257V259H6L7 261L6 262L4 261L5 259H4V256H3V261L2 262L0 261L1 262L0 264H3L4 262H5L4 264H27V263H25L26 262L25 256H23V255L20 256ZM24 255H26V254H24ZM40 255H42V254H40ZM82 255L83 254H81V256H79V257L80 258L84 257ZM146 255L149 256V254H146ZM216 255L218 256L219 254H216ZM241 255H243V254H241ZM245 255H243V256L245 257ZM254 255H256V254H254ZM262 255H264V254H261V256ZM26 256H28V255H26ZM49 256H51V255H49ZM90 256H89V258H90ZM95 256H92L93 257L92 259H94ZM107 256H109V255H107ZM121 256L119 255V256H116V257H121ZM127 256L129 257V255H127ZM145 256H143V259L146 258ZM185 256H186V253H185ZM188 256L189 255L187 254V257ZM217 256L215 258H218ZM32 257H34V256H32ZM43 257H44V254H43ZM46 257H48L47 253H46L44 258H40V257L39 258L42 259L43 262L51 264V263H49V261L53 260V259H50V257H48V259H50V260L49 261L47 260L48 262H46V260H45ZM85 257H86V255H85ZM97 257L95 258L96 260L97 259H101V258L103 259V256L101 258H97ZM110 257L112 258V256H109V259H110ZM157 257H154L155 259H152L151 262L154 260L156 263L158 262V264H159L160 262L156 261ZM173 257H171V259ZM202 257H199V258L202 259ZM219 257L221 258V256H219ZM247 257H246L245 261L248 260ZM34 258L39 259L37 257H34ZM51 258H52V256H51ZM80 258H78L79 261H80ZM122 258H120L118 261L120 262V260ZM130 258H128V259H130ZM135 258H137L136 260L139 261V263H141L140 261L143 260L142 258H140L141 260H139L138 259L139 257H137L136 255H135ZM213 258L214 257H212L211 259H213ZM83 259L89 260L88 257L82 258V260ZM92 259H91V262H92ZM104 259H105V256H104ZM131 259H133V258H131ZM147 259H145V260L147 261ZM221 259H220V261L223 262L224 261V257H223V260H221ZM262 259H264V257H262L260 260L262 261ZM29 260L30 259H28L27 261H29ZM32 260H34V259H31V262H32ZM111 260L113 261V259H111ZM111 260H109V261L111 262ZM195 260H196V258H195ZM228 260L230 261L231 259H228ZM240 260H242V259H240ZM101 261L105 262V260H101ZM101 261H99L98 264H100ZM146 261H143V263L145 262V264H147L148 261H147V263H146ZM174 261L175 260H173V261L171 260L170 264H172V262H174ZM176 261H177V259H176ZM205 261L207 262V259ZM213 261H215V260H213ZM226 261H227V259L225 260V262ZM87 262H89L88 264H90V261H87ZM104 262H102V264ZM107 262H108V260H107ZM123 262H127V260L123 261ZM222 262H221V264H223ZM252 262H254V261H252ZM262 262H264V261H262ZM93 263H94V261L91 264H93ZM127 263L128 264L129 263L133 264L132 260H131V262H127ZM163 263H165V262H163ZM201 263H203V262H201ZM229 263H231V262H229ZM229 263H227V264H229ZM29 264H30V262H29ZM33 264H37V261H36V263H33ZM75 264H77V263H75ZM104 264H106V262ZM109 264H111V263H109ZM119 264H122V263H119ZM197 264H198V261H197Z\"/></svg>",
    "mask_w": 264,
    "mask_h": 264
},
{
    "label": "rangeland",
    "instance_id": "2",
    "mask_svg": "<svg viewBox=\"0 0 264 264\" xmlns=\"http://www.w3.org/2000/svg\"><path fill=\"white\" fill-rule=\"evenodd\" d=\"M20 1H21V2H20ZM43 1L46 3V4H44L45 7H44L43 4H42V3H44ZM46 1H47V0H36V1H34V0H19V1H17V0H5L4 3H3V1L0 0V9L3 10V11L0 10V20H1L2 18H3V20H4L3 22L0 21V23H1V24L3 23V26H4V25L8 24L10 21L12 22L13 19L15 18L14 21H19V22H20L21 20H23V21H21V25H26V26H28V25L31 26V25H32V27H33V26H35V25L37 24L36 27H39V26L42 25L43 23H44V25H45V24H46V25H52V24L55 23V22H54V18H56L57 16L54 17V15H53L55 11H52V10H55V9L52 8L51 4H49L50 0H49V2H48V1L46 2ZM5 2H6V3H5ZM16 2H17L18 4H17ZM31 2H33V4H31ZM39 2H40L39 5H42V6H40V8L36 5V3H39ZM87 2L90 3L91 0H88ZM11 3H12V4H11ZM15 3H16V4H15ZM47 3H48V4H47ZM75 3H76V4H75ZM75 3H74L75 5L72 4L70 7H68V8H70V10H72V11L75 10V12H77L76 10H77L78 8H79L78 10L83 9V8H84V10H86L87 8H85V7H88V8H89V6H90V4H89V6H85L86 4H85V3L83 4V2H81V1H80L79 3H77V2H75ZM101 3H104V4H103L104 7H103V5H102ZM101 3H100V4H101L102 6H101L99 3H97V5L99 4L100 7H102V8H99V7H98L99 5H98V6H97V5H95V6L92 5V6H93L92 9H91V6H90V9H87V10H90V11H87V10H86L87 12L90 13V16L88 15L89 13H87V14L85 13L86 11H84V10H80V13H78V15H80V16L82 15V16H83V14L85 13L84 16H86V15L89 16V17H88V16L85 17L86 19H84V18L82 19V17H81V21H83V20L86 21V20H90V19L93 20V19H92V18H93V17H92V16H93L92 14H94V20H95V19L97 20L96 16L99 15V14H100L99 16H101V17H103L104 15L107 16L105 13H103V12H105L106 10H107L108 12H111V10L114 11V9L109 8L110 6H109L107 3L103 2V1H102ZM13 4H14V5H13ZM29 4H30L31 6H30ZM77 4H79V5L82 4V6H84V7H81V5L78 6ZM4 5H6V6L4 7ZM11 5H12V6H11ZM17 5H18L19 7H18ZM21 5H22V6H21ZM23 5H24V7H23ZM33 5H35V6H33ZM47 5H50L51 8L48 6L50 9L47 8L45 11H46L47 14H48V12H49L50 15H51V13H53V14H52L53 17H50V18L53 20L52 22H51V19L48 18L50 15H49V14L46 15L45 12L43 11V10L46 8ZM76 5H77L78 7H77ZM87 5H88V4H87ZM73 6H76V7H73ZM96 6L98 7V9L96 8ZM108 6H109V7H108ZM14 7H15V8H14ZM16 7H17V10H16ZM25 7H26V8H25ZM35 7H36V8L38 7V9H35V10H34ZM42 7H43L44 9H42ZM80 7H81V8H80ZM32 8H33V9H32ZM68 8H66V9H68ZM71 8H72V9H71ZM76 8H77V9H76ZM106 8H109V10H110V9H111V10L109 11V10L106 9ZM4 9H5V11H4ZM12 9H13V10H12ZM40 9H41V11H42L43 13L40 11ZM101 9H102V10H103V9H106V10H103V12H101V11H102ZM6 10H7L8 13L6 12ZM8 10H9V11H8ZM29 10H30L31 12H30ZM49 10H51L52 12L49 11ZM91 10H93V11H92L93 13H91ZM99 10H100V11H99ZM27 11H28V12H27ZM35 11H36L37 13H36ZM38 11H39V12H38ZM64 11H65V8H64ZM81 11H84V12H81ZM94 11H95L96 14L94 13ZM107 11H106V12H107ZM4 12H6V14H5ZM18 12H19V13H18ZM50 12H51V13H50ZM97 12H98V13H97ZM100 12H101V13H100ZM3 13H4V14H3ZM27 13H28V14H27ZM35 13H36V15H35ZM65 13H66V12H65ZM82 13H83V14H82ZM2 14H3V15H2ZM8 14H9V15H8ZM13 14H14V15H13ZM17 14H18V15H17ZM19 14H20V15H19ZM30 14H31V15H30ZM44 14H45V15H44ZM101 14H104V15H101ZM108 14H109V13H108ZM34 15H35V16H34ZM38 15H39V17H38ZM55 15H56V14H55ZM32 16H33V17H32ZM42 16H43V17H42ZM47 16H48V17H47ZM80 16L77 17V19H78L79 22L77 21V19H75V23H76V22H77V23H76V24L73 23V24H74L73 26H75V25L77 26V24L82 25L83 22L80 21ZM1 17H2V18H1ZM4 17H5V18H4ZM18 17H19V18H18ZM21 17H22V18H21ZM28 17H29L30 19L33 18L32 21L35 20L36 22H35V21L32 22L31 20H29ZM35 17H36V19H35ZM37 17H38V20H37ZM91 17H92V18H91ZM97 17H98V16H97ZM8 18H9L10 21L8 20ZM10 18H11V19H10ZM16 18H17V19H16ZM20 18H21V19H20ZM24 18H25V20H24ZM40 18H41V20H40ZM18 19H20V20H18ZM26 19H27L29 22L26 21ZM47 19H48V20H47ZM56 19H58V17H57ZM56 19H55V21H56ZM6 20H7V21H6ZM39 20L41 21V23H40ZM42 20L45 21V22H42ZM5 21H6V22H5ZM46 21H47V22H46ZM48 21H50V22H48ZM85 21H84V22H85ZM4 22H5V23H4ZM11 22H10V23H11ZM22 22H23V24H22ZM26 22H28V23H26ZM38 22H39V25H38ZM24 23H25V24H24ZM33 23H36V24H33ZM1 46H2V48H4L5 50H4V49H1ZM5 47H6V46L3 45L2 43L0 44V50H3V51H0V53H2L4 56H5V55H6V56L8 55V56H10V58H9L8 56H7V57L5 56V58H2V56H3L2 54H1L2 56H0V63H2V65H0V69H1L0 74H1V77H2V76H5V74L7 73V72H6V69H7V68H10V67H11V68H13V67L15 68L16 65H17V67H19V66H21V64H23V63H19V62H23V61L25 60L24 57H23V59H22L21 57H19V55H18L19 52H20V53H23L22 55H25V56L28 54V53H26V52H25L26 54H24V50L22 51L21 49H18L19 51H17V48H16L15 50H16L17 52H16L15 50H14L15 52H13V51H11L12 49H11L10 46H7L6 48H5ZM190 49H191V48H190ZM6 50H7V51H6ZM8 51H9L10 54H11V53H13V54L16 53V55H15V54H14V55H13V54L9 55ZM21 51H22V52H21ZM4 52H5V53H4ZM6 52H7V53H6ZM237 53H238V56H237V54L234 52V54L237 56V58H238L239 56H240V57L237 59L238 61H237L236 63H237V64H240V65L243 66L244 63H245V60L247 61V58L244 59L243 56H241V55H242V52H241V51H240V52L237 51ZM230 54H231V55H230ZM234 54H233V53H229L230 57H229V59H228L227 62L230 63V64H229L230 66L233 65L234 67H236L235 62H233V60H231V59H235V58H236V56L233 58V55H234ZM239 54H240V55H239ZM17 55H18V57H17ZM4 56H3V57H4ZM11 57H12V58H11ZM28 57H29V55H28ZM1 58L3 59V61H4V59H5L4 63H5V62H7V63L3 64V61H2ZM7 58H8L9 60L12 59L14 63H13L11 60H10V62H9V60L6 61ZM13 58H14L15 60H14ZM230 58H231V59H230ZM17 59H18V61H17ZM243 59H244V62L242 61ZM20 60H21V61H20ZM235 61H236V60H235ZM240 61L243 62V63L241 64ZM8 62H9V63L12 62L14 65H13V64H9ZM7 64H8V65H7ZM245 64H246V63H245ZM260 64H261V66H262V63H261V62H260ZM260 64H258V65H260ZM12 65H13V66H12ZM1 66H3V67L5 66V67H7V68L2 70L3 67L1 68ZM8 66H10V67H8ZM244 66H245V65H244ZM5 67H4V68H5ZM240 67H241V66H240ZM3 73H4V74H3ZM42 84H43V83H42ZM42 84H41V85H42ZM37 85H38V84H37ZM34 86H36V83H35ZM200 86H202V84H201ZM133 93L135 94L136 92L134 91ZM133 93H132V94H133ZM227 97H229V96H227ZM213 100H214V99L210 100V102H211V103H210V106H211V108H217V107H214V105L217 106V105H216L217 102H216V101L214 102ZM215 100H216V99H215ZM224 100H225V99H224ZM229 100H230V98H229ZM220 101H221L220 103H219V101H218L219 105L225 102V101H223V98H222V99L220 98ZM222 101H223V102H222ZM231 104H232V103H230V102L228 103V105H230V106H229L230 108H227V107H228L227 103H226V105H224V106L221 105V106H222V107H221V108H222L221 111L223 112V114H224V111L226 110V111H225L226 113L223 115V118H224V119L221 118L222 113H221V114L219 113L220 115L217 116V117L220 116V118H221L220 121L223 120V122L221 121L222 123L225 122V118H226V120H227V119L229 118L228 116H230V115H227V113H229V112L231 113V111H229V110H231V107H232ZM225 106H226V107H225ZM223 107H224V111H223ZM219 109H220V108H219ZM227 109H228V110H227ZM133 112H134V111H133ZM133 112H132V113H129V114L127 115L128 117L126 116V117H127V118H126L127 120L124 119V120L121 121V123L124 121V123H123L124 125L122 124V126H123L122 129H120L121 126H119V128H117V129H119V131L123 130L125 127L128 126V124H130V122H128V121L132 120L131 123H133V122L136 121V120H135V119H136V115H135V114H136L138 111H136V113H135V112L133 113ZM132 114H134V115H132ZM226 115H227V116H226ZM128 118H129L130 120H128ZM227 121H228V120H227ZM227 121H226V122H227ZM127 122H128V124H127ZM221 122H220V123H221ZM121 123H119V124H121ZM125 123L127 124L126 126H125ZM218 123H219V122H214V125H218V126H219ZM119 124H118V125H119ZM224 124L226 125V123H224ZM200 126H201V125H200ZM199 128L201 129V127H199ZM199 128H198V133L201 132V131H199V130H200ZM201 130H202V129H201ZM203 130H204V129H203ZM85 132H86V131H85ZM196 132H197V131H196ZM224 132H225V131H224ZM202 133H203V132H202ZM81 134H82V133L79 134L80 137L83 135V134H82V135H81ZM224 134H225V133H223V135H220L221 137L223 136V139H224V137L226 136V134H225V136H224ZM79 135L76 134V137L79 136ZM158 137H161V138H159V139H162V134H161L160 136H158ZM230 138H231V137H230ZM204 139H205V138H204ZM221 139H222V138H221ZM225 139H226V138H225ZM233 139H236V137H235V138L232 137V140H233ZM203 141H205V140H203ZM229 141H230V139H229ZM229 141H226V140H225V141H223V142L226 143V142H229ZM237 141H238V140H237ZM66 142H68V141H65V143H66ZM69 142H70V141H69ZM69 142L66 143V144H65V143H62L63 147H62V145H60L62 148L60 149V146H59V147H58L59 149H57V151L52 150V151H54V153H53L52 151H50V155H49L48 157H45V158L48 159V160L45 159V161H46V162L48 161V163H46L45 161H43V162H42L43 164H42V163L39 164V166H40V165H41V166L44 165V169H43V171H45V172H43V173H44L45 176H43V173H42V175H41V176H43V177L39 176V177H41L40 179H42V180H41L42 183H41V182H38V181H40V180L37 179V182H38L37 184L41 183V184H42V185H41L42 187L40 186V188H39V186H38L37 184H34V186L31 185V186H32V189H30L31 187H29V189H30L31 191H30V190H26V191H28L29 194H30V193L32 194V195H29L30 197H31V196L34 197V198H33V197L29 198V201H30V202L28 203V205H29V207L27 206L28 208L25 207V208H21V209L18 208V209H17V207H24V206H25V205L22 204V201H19V203L16 202V204H15V202H14V203L11 202L12 205H11L10 208H8V207H9V205H10L11 203H8V205L6 204V206H7V208H8V209H6V206H5V202H6V200L3 201L4 198H0V202H1L2 204H4V206H5V207H4V206L1 205V203H0V213H1V214H0V217L2 218V219L0 218V220H1V222H0V226H1V224H2V226H3V227H2V226L0 227V232H2V233H0V234H1L0 236H2L3 238H6V239H3V238H2L3 240L0 239V240L3 241V242L0 241V243H1V244L4 243V244L6 245V244H8V242L11 240V241L9 242L10 245H9V244L6 245V246H8V247H6V248H5V245H1V244H0V247H1L0 249H1V251H2V248H3L2 246H4V248H3V252H0V253H2V254H1L2 256L0 255V256H1V257H0V261H1V262L3 261V256H4V255L6 256V254H7V256H8L9 254H18V253H19V254L25 256V258H26V262H25V263H27V264H29V262H30V264H31L32 262H33V263H36V261H37V264H38L39 262H40L39 264H43V263H44V264H48V263L43 262L42 259H40V258H44L45 255H46V253H47V256L50 257V259H53V260H50V259H48V257H46V259H45L46 262H48V261L50 260L49 263L54 264V263H55L54 260H55V261L60 260V258H61L62 255L64 256V254L69 253V250H70V252H73V250H76V249L80 250V249H81V251H79V254H78L77 256H78V258H80L79 256H81V254H83L82 256H84V257H81V258H80V261H81V262L79 261L78 258H77L78 260L75 258L76 260L74 259L75 261H73L74 263L72 262V264H75V263H77V264H88L89 262H87V261H90V264H91L93 261H94L93 264H96V263L98 264V262L101 261V260H105L106 264H109V263H111V264L113 263V264H114V258H113L114 256H113V255H114L115 253H117L118 250H119V251L122 250V251L120 252V254L117 253L118 255H115V258H116V259L118 258L117 260L115 259V261H116L115 264H119V263H122V264H123V263H124V264H128L127 262H131V260H132L133 264H138L139 261L136 260L137 258H135V255H136L137 257H139V258H138L139 260H141L140 258L143 259V256H145L146 254H149V256H148V255L145 256V257H146L145 259H147V258L149 259V260L147 259L148 263H147V261H146L145 259H143V260L140 261L141 263H139V264H145V262L143 263V261H146L147 264H151L152 262H153L152 264H158V262L156 263L154 260L151 262V260H152V259H155L154 257H157V256H158V252H159V251H158V246H159V247L161 248V251H164V249H165V251H164L163 253H162L161 251L159 252V253H161V254H164L165 252L167 253L168 251H167L166 249L170 250L172 253H174V255H175V253H176L175 256H177V257H176L175 259H174L173 255L171 254L170 251H169L170 253L168 252L169 254L167 253V255H169L168 258H169L170 256L173 257L172 259H171V257L168 259V260H170V263H171V260H172V261H173V260L176 261V259H177L176 262L174 261L176 264H178L179 262H180L179 264H197V261H198V264H204V263H205V264H213V263H214V264H219V263L221 264L222 261H220V259L222 258L221 260H223V257H224V261L222 262L223 264H224V263L227 264V263H229V262H231V263H229V264H238V263H239V264H243L244 262H245L246 264H250L252 261H254V262H252L251 264H253V263H254V264H256V263H257V264H259V263H260V264H261V263L264 264V262H262V261H264V259H262V261L260 260L262 257H264V255L261 256V254H264V247H262V246H264V244H262V243H264V240H262V239H264V238H261V237H264V235L261 236V234H264V233H261L262 230H264V213H262V212H264V210H260L262 207H264V205H262V206L259 205V204H261V202L264 203V198H262V197H264V187H262V185H264V184H262V181H264V180H262V179H264V175H262V171H264V167H262L261 169L258 168V167H261L262 164H264V162L260 161L259 165L255 163V165H256V170L258 169V171L260 172V174H258L259 172L256 173L255 165L253 164L255 161L258 163V161H259V160H262V158H264V157L261 156L262 158L260 157V159H259V156L256 154V153H257V151H256L257 149H256V148L251 147V146L248 147V146H247L246 144H244V143H241L239 146L242 147V146H243L242 144H244V145L247 147V149H246L245 146H243V147H245V148H243V147L241 148V147H239V146L237 145V144H239V143L235 141V143H234V142L230 143V147H231V145H232V147L234 146L233 148H235V149L231 148L230 150H231V151L234 150L233 152H235V150H236L237 147L241 149V150L238 149V150L241 151V152H238V151H237L238 153L235 152V156H234V157H235V162H234V158H233L234 153L232 152L233 154H232V153L230 154V152H231L230 150H227V151H230L228 154H226L227 151H225V153H224V152H222V153L219 152L220 154L218 153V158L215 159V160L218 161V159H219L220 156H221V158H220V160H219V164L222 163V164H221L222 167H221V165H220V167H221L220 169H222V168L225 166V164H228V166H230V167H229L230 169L227 168V169H229V170L225 171V172L227 173V176L229 175V173H230V176H231V178H228V179H229V180H228V181H229V186H228V182L225 181V180L227 179V177L224 176V174L220 173L221 176H222L225 180H224L222 177H220V176L217 178V180L220 181V182H218V184H219V183H220V184H223V185H221L220 187L226 188V190H225V191H227V192H226V196L228 195V190H230V188H231V187H230V182H231V181H232L231 183L234 182L233 184H235V183L237 184V183H238L239 185H241L244 181H246V180H242L243 182L240 181V180H241L240 178H241V176H242V173H241L240 171H242V170L238 169L239 167H240L241 169L244 170V174H243V175H244V179H245V175H247V176H251V175H250L251 173H250V174H245V173H249V172H252V174H253V173H256L259 177L256 178V177H255L256 175L254 174V175H253V176L255 177L254 182L258 183V180H260V183H258V184H259V186H260V185H261V186L259 187L258 184H257V185L255 184V185H256V186H255V187H256V190H255V188L252 189L253 193H252V191H251V189H250L251 185H250V187H249V182H248L247 185H246V182H245V184L243 183L244 186H245V185L248 186L247 188L250 189L249 192L252 193L253 197H252L251 193H250L251 196L249 195L248 190H246L247 188L238 192L237 190H238L239 187H240V186L238 187V184H237V185L235 184V186H237V187L231 189V190L234 189L233 192L230 190V192H229L230 194H229V195H230L231 197H230V196H227V197H226V196H225V193H223V192H221V193L217 192V194H216V191H214V192L211 191V192H210V193H212V195H211V194L209 193V191H208V193H207V189L204 188V187H205V186H204V182H203L204 179H203L200 175H198V176L196 175V176H194V178L196 177L198 180H199V179H201V180L198 181V180L195 178L194 181L197 180L196 182H198V183L201 181V182L199 183L200 186L198 185V183H196V184H194V185L192 186V189H194V188H196V187L199 186L200 189H201V188H202V189H205L204 191H206V193H207L208 195H211V197L214 196V198H213V197L210 198V196H207L206 193L202 190L203 193H202V192H201V193L203 194V196H204V194H205V196L207 197V199H205V200H206V203H207V202H208V203L205 205V203L203 202V201H205V200H203V199L205 198V196L201 198L202 194H201V196H199L200 198H197V197H196L197 201H200L199 199H201V202H202V204L204 205V206L202 205L203 208H201L202 206H201V203H200V205L197 204V205H195V206H194V205L191 206V207H193L194 211H193V210L191 211V208H190V206H189V207H187V209H185V210L183 211V213H181V214H176V215H174V217H173V214L169 215V216H171V217H170V220L168 219L169 217L167 216L168 218L166 217V219H165V221L168 219V222H169V223L167 222L168 225H169V227L167 228L168 225H164V224L166 223V222L164 223V221H163V222H159V221H158V224H157V217H159V216L162 214V212H164L163 209L166 210V209H169V208H170L169 205H168L165 201H164V203H163V199H164L165 197H162V196H161V198L158 199V200H159V203H158V200H157L156 198H159L160 195H157V197L152 195L153 199H152L151 195H150V196L148 195V196L146 197V195H147L146 192H150V191H148V189H147L148 187L145 189L146 186L144 187L143 185L140 184L141 180H138V179H140L138 174L144 172V171H142L141 169H139L140 164H142V163H143V160H144L141 156H139V153L142 152V151H140V149H138L140 152H139V151L136 152L137 149H134V151H135L137 154H136L135 152H133V151L131 152V154L134 153L136 156L132 154V157L129 158L127 161L124 162V163H127L130 167H131L132 165H134L133 172H132L133 174H131V175H129V176L126 177L128 182H127V181L125 182V179H126L125 176L123 177L124 179H123V178H120L119 183L116 182V180L119 179V177H118L119 174H118V173H120V177H121V174H122L121 172H118V171H121V170H119V168H118V170L115 169V170L110 171L109 173H105V174H111V175L114 174V175H112V176H113V177L116 176V180H114L115 178H111V177H112L111 175H110V176H111V177H110V176H108V175L105 176V174H103V176H101V177H99V176H100V175H99V176H98V179H96V180L94 179V180L97 182V181L99 180V178H100V180H101L102 177H104V178L106 177V179H108V182H106L107 180H106V179L104 180V178H103L104 181L101 180V184L103 183V186H102V185H99V182H100V181H98L97 184H96V183H94V181L92 180V178H97V176H96V177L90 176V177H92V178H91L92 181H91L90 179H86V180L83 179V177H84V178H90L89 175H88V176H87V175L85 176V172H86V171H85V169H84L86 165H87L86 167H89V166H88V165H89L88 161L90 162V160H91L90 164H91V163H94V164H92L93 166L90 165V168L92 167L91 169H93V168H95V167L98 166L97 163H99V156H100V155H99V156H96V155H98L100 152L94 151L95 149H90L89 151H88V150L83 151V150H81V149L78 150L77 148H75V146L73 145V143H69ZM209 142H210V144H209ZM223 142H222V143H223ZM206 143H208V147H209V145H211V141H210V140H208ZM236 143H237V144H236ZM67 144H70V145L72 144V145L70 146V145H67ZM203 144H205V143H203ZM235 144H236V145H235ZM65 145H66V146H65ZM64 146H65V148H64ZM68 146H69L70 148H68ZM66 147H67V148H66ZM202 147H203V146H202ZM206 147H207V144H206V146L203 147V148H206ZM208 147H207V148H208ZM248 148L253 149V150H252V151L250 150V153H249V151H247V150H249ZM68 149H70V152H69ZM242 149H243V151L245 150L246 152H245V153H242V152H243ZM254 149H255V150H254ZM66 150H67V151H66ZM91 150H92V151H91ZM62 151H63V154H62ZM65 151H66V153H67V152H69V153L66 154ZM72 151H74V152L76 151V152L74 153V152H72ZM82 151H83V153H82ZM87 151H88V153H89L90 155H89L88 153H87V155H86L85 152H87ZM51 152H52L53 154H52ZM78 152H79V153H78ZM80 152H81V154H80ZM251 152H253V153H251ZM55 153H56V155H55ZM57 153H58L59 155L61 154L60 157H59V155H58ZM71 153H72L73 155H72ZM84 153H85V154H84ZM91 153H92V154H91ZM173 153H176V155H175V154L171 155V154H172V152H171V153L169 154V155H171V156H169L168 154L165 155L164 152H163V153H161V155H160L159 158H157V157L154 158V157H153V158H150L149 161H148V162H149V165H150V163H151L152 160H153L151 170H154V169H157V168H158V170L161 169L160 172H161V173L163 172V173H162L163 176H162V174L160 173L162 179L165 178V177H164V173H166V171H167V170H166V171L164 170V167L167 166L166 169H168V167H169V169L171 168V170H174L173 167H174V168H175V167H176V168L179 167L180 164H181L180 167H183L182 165H183V162H184V161L181 163L182 160H185V159H183V158H186V160H187V157H188V159L190 158L189 155L186 157L184 154H183V155H184V157H183V155L180 154V153H178V151H173ZM198 153L201 154V151L198 150V152L196 151V152H193L192 154L190 153L191 158H192V157L194 158L195 155H196V157L200 156V154L198 155ZM239 153H241V154H239ZM246 153H247V155H245ZM248 153H249L251 156H249ZM51 154H52V155H51ZM64 154H66V155H64ZM69 154H70V155H69ZM74 154H76V155H74ZM77 154H78V155H77ZM83 154H84L85 156H84ZM223 154H225L224 157H223V160H224V158H228L226 155H229V156H230V157L228 158V160H227V159L224 160V161L227 160L226 163H224V161L222 160V155H223ZM242 154H243V155H242ZM53 155H54L55 157H54ZM71 155H72V157H70ZM82 155L85 157V159H84V160L82 159V162H80V161H81L80 158L83 157ZM137 155H138V156H137ZM162 155H163L164 157H163ZM179 155H180V157H179ZM197 155H198V156H197ZM219 155H220V156H219ZM253 155H255V157L258 156V158H255ZM63 156H64L65 158H64ZM66 156H69V157L72 158V159H70L69 157L67 158ZM74 156H78V157H75L76 159H75L74 162H73V158H74ZM93 156H94V157H93ZM95 156H96L97 161H98L97 163H96V158H95ZM166 156H167L168 158H167ZM181 156H182V157H181ZM231 156H232V160H233V161L231 160ZM53 157H54V158L57 157V158L54 159ZM79 157H80V158H79ZM84 157H83V158H84ZM87 157H89V158L87 159ZM169 157H171V158H169ZM172 157H174V159H173ZM177 157H178V158H177ZM236 157H237V159L239 158V161L236 160ZM243 157H245L246 161H245V159H244ZM248 157H249V158H248ZM251 157H252V158L254 157L255 159L253 158V159H254V160H253ZM49 158H50L51 160H50ZM60 158H61V160H60ZM66 158H67L69 161H67ZM91 158H92V159H91ZM94 158H95V159H94ZM133 158H134V160H138V164H137V161H135L136 163L133 162ZM160 158H161V159H160ZM162 158H163V159H162ZM164 158H166V159L164 160ZM176 158H177V159H176ZM180 158H181L182 160H181ZM242 158H243V159H242ZM247 158H248V159H247ZM250 158H251V159H250ZM62 159H63V160H62ZM65 159H66V161H64ZM89 159H90V160H89ZM141 159H142V160H141ZM154 159H155V160H154ZM158 159H160V160H158ZM167 159H170V161H171V159H173V160L171 161L172 164L169 163L170 161L168 160L169 162H168V161H167V162H168L169 165L166 164L164 167L162 166L163 171H162V168H161V167H160V169H159V166H158V167H157L156 165H154V166H156V167L153 166V164H155V163L157 164V162H160L161 160H163V161L166 162ZM175 159H176L177 162H179L180 164H177V162H176ZM179 159H180L181 161H179ZM229 159H230V160H229ZM257 159H258V160H257ZM49 160H50V161H54V162H55L56 160H58V161H57V164H56V167L54 166V165H55L54 162H50ZM78 160H79V161H78ZM92 160H94V161H92ZM186 160H185V161H186ZM241 160H242V164L240 163ZM243 160H244V161H243ZM248 160H249V161H248ZM250 160H251V161H254V162L251 163ZM62 161H64V162H63L64 164H65V162H66V164H67L68 166L65 164V166H66L65 168H64V167H59V166L62 165V163H61ZM70 161H71V163H69ZM83 161H86V162L84 163ZM129 161H131V162L134 163V164H131ZM139 161H140V162H139ZM150 161H151V162H150ZM154 161H155V163H154ZM213 161H214V160H213ZM217 161H214L213 163L211 162L212 164H211V163H209V164H211V166H214L213 168L215 169L216 164H218ZM221 161H222V162H221ZM228 161H229V162L231 161V163H230L231 165L229 164ZM236 161L239 162L240 165H242V166L247 164V167H248L249 169H246V168H247L246 166H243V168H242L240 165L238 166V165L236 164V163H237ZM44 162H45V163H44ZM59 162H60V164H59ZM76 162H77V166L79 165V163H81V164H80L81 167L78 166L79 169L77 168V166L75 167V165H76L75 163H76ZM78 162H79V163H78ZM167 162H166V163H167ZM216 162H217V163H216ZM246 162H247V163H246ZM261 162H262V164H261ZM49 163L51 164V165H50L51 168H50V166L46 167L47 164L49 165ZM52 163H53L54 165H53ZM55 163H56V162H55ZM83 163H84V165H83ZM223 163H224V164H223ZM233 163H235L234 165L237 166L236 168H234L235 166L233 165ZM239 163H238V164H239ZM64 164H63V165H64ZM70 164H71V165H70ZM73 164H74V167H75V168L72 167L73 169H72V168H70V169H71L72 171H73V170H75V171H73L72 174H75L74 172H76L77 170L79 171L80 174L72 175V174H69V173H68V172L71 173V170L68 169V168L71 167ZM95 164H96V165H95ZM127 164H126V166H127ZM130 164H131V165H130ZM170 164H171V165H177V166H171ZM219 164L217 165L218 167H219ZM260 164H261V165H260ZM45 165H46V166H45ZM58 165H59V166H58ZM63 165H62V166H63ZM124 165H125V164H124ZM136 165H138V166H136ZM149 165H147V166H148V167H151V165H150V166H149ZM178 165H179V166H178ZM251 165H253V166L251 167ZM94 166H95V167H94ZM135 166H136V169H135ZM207 166H208V165H207ZM233 166H234V167H233ZM249 166H250L252 169L254 168V172L250 169ZM52 167H53V168H54V167L57 168V169H58V170L56 169L57 172L54 171V169H52ZM127 167H128V166H127ZM218 167H216V168H218ZM226 167H227V166H226ZM232 167H233V168H232ZM245 167H246V168H245ZM47 168H48V171H46ZM59 168H60V169H59ZM61 168H62V169H65V172L68 170V172H67L68 174H67V173H66V174L69 175V177H68L67 175H66V176H67V178H69V179L62 178V176H65V175H63L65 172H64ZM66 168H67V169H66ZM81 168H83V169H81ZM122 168H123V169H126V167H125V168L122 167ZM128 168H129V167H128ZM176 168H175V169H176ZM224 168H225V167H224ZM224 168H223V170H221L220 172L224 171ZM244 168L247 170V172H246V170H245ZM50 169H51V170H50ZM80 169H81V170H80ZM138 169H139V171H140V170H141V171H140V172L137 171ZM169 169H168V170H169ZM210 169H212V168H210ZM218 169H219V168H218ZM220 169H219V170H220ZM231 169L233 170L232 173L230 172ZM234 169H235V170L237 169V170L235 171V173H233V172H234ZM59 170H60V171H59ZM89 170H90V169H89ZM134 170H135L136 173L134 172ZM219 170H218V171H219ZM225 170H226V168H225ZM248 170H250V171H248ZM261 170H262V171H261ZM50 171H51V172H54V174L52 173L54 176L50 173ZM78 171H77V172H78ZM81 171H83V173H81ZM87 171H88V170H87ZM116 171H117L118 173L115 174ZM215 171H216V169H215ZM218 171H217V172H218ZM237 171H239L241 174H240L239 172H237ZM46 172L48 173L47 175H48L49 177L46 176ZM59 172H60V173H59ZM111 172H112V173H111ZM137 172H138V174H137ZM167 172H168V171H167ZM236 172H237V173H236ZM242 172H243V171H242ZM49 173H50V174H49ZM57 173H58V174H61V173H62L61 175H59V179L61 178V181H59L58 176H57ZM134 173H135L137 176H136ZM223 173H224V172H223ZM83 174H84V175H83ZM233 174H234V175L236 174L235 176H237V175L240 174L241 176L239 175L238 177H240V178H237V179H236L235 176H234ZM50 175H51V177H50ZM55 175L57 176V179L55 178V177H56ZM71 175L74 176V177H72ZM81 175H82V176H81ZM134 175H135L136 177H135ZM160 175H159L158 179H161ZM225 175H226V174H225ZM260 175H261V176H260ZM52 176H53L55 179L52 178ZM66 176H65V177H66ZM75 176H76V177H75ZM131 176H134V178H132ZM232 176H234V178H233ZM247 176H246V177H247ZM45 177H48L49 179H48V178H45ZM78 177H79V178H78ZM109 177H110L111 179H109ZM129 177H130V178H129ZM163 177H164V178H163ZM198 177H199V178H198ZM200 177H201V178H200ZM43 178H44V180H43ZM76 178H78V180H75ZM81 178H82V179H81ZM150 178L152 179V177H150ZM219 178H222L224 181H223L222 179H219ZM247 178H248V177H247ZM247 178H246V179H247ZM250 178H251V179H250ZM252 178H253V177H249L248 181H250V180L252 181V180H253ZM259 178H260V179H259ZM53 179L56 180V182H52V181H54ZM62 179H63V181H64L63 183H62ZM64 179L67 180L68 182L65 181ZM72 179H73V181H72ZM80 179H81V180H80ZM121 179H122V180H121ZM131 179H132V180H131ZM133 179H136V180L133 181ZM162 179H161V180H158V184L161 183V182L163 183V181H166V180H168L169 178H168V179L166 178V179H164V180H162ZM230 179H231V180H230ZM233 179H236V180L234 181ZM238 179H239V181H237ZM242 179H243V178H242ZM256 179H257V181H256ZM45 180H50V181H47V182H50L51 185H50L49 183H47ZM57 180H58L59 182H58ZM74 180H75V181H74ZM79 180H80V182H81L80 184H79V182H77V181H79ZM83 180H85V182L87 183V186L84 184V186L87 188V191H85L86 188L82 187V186H83L82 183L84 182ZM87 180H88V181H87ZM109 180H111V181H109ZM123 180H124V181H123ZM130 180H131V181H130ZM149 180H150V179H149V177H148V180H147V181H149ZM43 181H44V182H43ZM70 181H72V182H71L72 184L76 185V183H77L78 185H77V186H72V184H70L72 187L70 186L69 189H68V187H66V186H67V185L69 186ZM102 181H103V182H102ZM113 181H114V182H113ZM135 181H136V182H135ZM139 181H140V182H139ZM159 181H160V182H159ZM236 181H237V182H236ZM251 181H250V182H251ZM60 182H61L62 184H64V185L66 184V186H65L66 190H65V188L63 187L64 185L62 186V184H59ZM66 182H67V183H66ZM73 182H74V183H73ZM85 182H84V183H85ZM91 182H93L94 184H92ZM109 182H110V183H109ZM111 182H112L113 184H115V185L117 184V186H118V185L120 186V184H121V186H120L121 189L119 188V186H118V187H117V186L115 187ZM122 182H123V183H122ZM124 182H125L126 184H125ZM131 182H132V183H131ZM133 182H134V183H133ZM138 182H139V185L137 186ZM223 182H226V183L224 184ZM241 182H242V183H241ZM254 182L251 183L253 186H254ZM35 183H36V182H35ZM46 183H47L48 185H46ZM53 183H54V184H53ZM57 183H58V184H57ZM104 183H105V184H104ZM107 183H108V184H107ZM135 183H137V184L135 185ZM201 183H203V186H204V187L201 185ZM44 184H45L46 186H45ZM91 184H92L93 186H95V184H96V186H98L99 188H100V186H102L103 188L101 187L100 190H101V189H102V190L104 189L103 191H105V189H106V191H105L106 194H105L104 192H103L104 194H103V193L100 194L99 192H101V191H100V190H99V191L97 190V189H99V188H97V189L94 190V188H95L96 186L93 188ZM122 184H124V188H123V185H122ZM127 184H128V185L130 184L129 187H128ZM158 184H157V186H156L157 188L160 187V184H159V186H158ZM220 184H219V185H220ZM226 184H227L228 187L225 186ZM39 185H40V184H39ZM55 185H57V186H58V185H61L60 188H58L59 186L57 187V188H58V189H57L58 191L55 189V187H56ZM89 185H91V186H89ZM112 185H113L115 188H114ZM125 185H126L127 188H125ZM131 185H132V186H135V187H132ZM155 185H156V184H155ZM197 185H198V186H197ZM231 185H232V184H231ZM48 186H49V188H51V189L53 190V192H54V191H55V192L53 193L52 190L49 191V190H48V189H49ZM50 186H51V187H50ZM54 186H55V187H54ZM78 186H79V188L81 187L80 189L83 191V193H82V191H81L80 189L76 188V187H78ZM88 186H89V189H88ZM104 186L107 187V188H105ZM108 186H109V187L111 186V189L113 188V190H111ZM130 186H131L132 188H131ZM139 186H140L142 189H140ZM201 186H202V187H201ZM241 186H242L243 188L246 187V186L244 187L243 185H241ZM253 186H252V187H253ZM257 186H258V187H257ZM33 187H34V188H33ZM46 187H47L48 189H47ZM52 187H53L55 190H54ZM62 187H63L64 189H63ZM73 187H74V188H73ZM199 187H198V189H199ZM229 187H230V188H229ZM232 187H234V185H233ZM242 187H241V188H242ZM252 187H251V188H252ZM36 188H38V191H37V190H33V189H36ZM41 188H43V191H42ZM44 188H46L48 191H47V190H44ZM70 188H71V189H70ZM91 188H92V189H91ZM108 188H109L110 190H107ZM116 188H118V190H117ZM135 188H136V189H135ZM228 188H229V189H228ZM241 188H240V189H241ZM243 188H242V189H243ZM258 188H259V189H258ZM75 189H76L77 191H76ZM115 189H116V191L118 192L117 195L120 194V196H121L122 193H123V194L125 193L126 196H125V195H122V196H124V197L127 198V194H129L128 197H129V196H130V197H131V196L133 197V195L136 194L137 196H136V195H134V196H135V198H137V197H138V198H137V199H134V198L132 199V197H131V198L129 197V198L126 199V198H123V197L121 196V200H120V196H119V198L117 197V195L115 196V194H116ZM125 189H126V191H125ZM138 189H139L140 192H141V191H144V192L146 191V192H145L146 195L144 194V192H141V194H142V196H141V194L139 193V191H137ZM196 189H197V188H196ZM198 189H197V190H198ZM240 189H239V190H240ZM39 190H40V193H43V192H44V195H45V194H46V195L44 196L43 194H41V196H42V195H43V196H42V197H39V196H40V195H39ZM59 190H62V193H63L64 190H65V192L68 190L69 192L67 191V195H70V196L72 195V192H74L73 195L71 196V197H72V200H71V201L69 200V203H68V199H71V197L69 196L70 198H68V196H66V194H65V196L67 197V198H65L64 193L62 194L61 191H59ZM70 190H72V192H70ZM73 190H75V191H73ZM88 190H90V191L92 190L93 193H94V195H95V193H96V195H97L98 193L100 194L99 196L97 195V197H96V196H93V193L91 192V194H90L89 196L92 195V196L94 197V200H93L94 202L91 201V199H93V197H91V199H90V197H89V199H88V196H86V195H88V193L90 192V191H88ZM96 190H97V191H96ZM131 190H132V191H131ZM158 190H159V188H158ZM26 191H25V193H24V197L28 196V194H27ZM41 191H42V192H41ZM45 191H46V193H45ZM56 191H57V192H56ZM79 191H81V193H79ZM108 191H110V192L113 191V192H112L113 194L111 193V196H112V197H110V193H108ZM194 191H195V190H194ZM235 191H237V193H236ZM245 191H246V192H245ZM254 191H255V192H254ZM256 191H258V192H256ZM32 192L35 194V196H34V194H33ZM47 192H49V193L52 192V195H51V193L48 194ZM87 192H88V193H87ZM119 192H121V193H119ZM134 192H135V193H134ZM136 192H138L139 195H138ZM241 192H243V194H244V193H245V194L247 193L246 195H249V196H247L248 199L245 200V198H246L245 196H246V195L244 194L245 196L242 197V193H241ZM17 193L19 194L20 191H17ZM36 193H38V194H36ZM78 193H79V194H78ZM86 193H87V194H86ZM114 193H115V194H114ZM222 193H223V194H222ZM238 193H239V195H238ZM26 194H27V195H26ZM54 194L62 195V197L59 196V195H54ZM75 194H78V195L81 194V196H79V198H78V195H76V197H77V199H76L75 196H74ZM83 194L86 196L84 199H83V197H84ZM107 194L109 195V197H108ZM231 194H233V195L235 194V196H236V194H237V198H235V200H234V199H233L234 196L231 195ZM260 194H261L262 196H261ZM36 195H37V197H39V201H40V200L43 201V203L40 201V206H41L42 209H43V210H42V209H41V210H42L43 212H41V210L39 209V208H41V207H39V206H37L38 208L36 209L35 204H36V203L39 204L38 199L35 200V199L37 198ZM47 195L49 196V198L51 197V199H55L56 197L59 196L60 198H62V200L64 199L65 202H66L67 204H70V203L73 204L74 201H75L76 203H77V202H78V203H77V204L74 203L73 205H71V208H70V206H67L68 209L70 208V210L68 211L67 209H65V208H67V207L65 206V205H67V204H65V202H63L65 205H62V202H61L62 200H61L60 198H59V199L56 198L55 200H56V202H58V203H57V204H56V202H54V203H55L56 205H58V204L60 205V204H61V205L63 206V208H61V205L59 206V209H62V210L58 212L59 209L57 210V206H56L55 204H51V205H49L52 201H55V200L48 199V197H46ZM104 195H105V197H103ZM106 195H107V196H106ZM155 195H156V194H155ZM179 195H180V194H179ZM219 195H221V196H219ZM254 195H255V197H254ZM257 195H258V196H257ZM54 196H55V198H54ZM73 196H74V197H73ZM100 196H102V198H101ZM113 196H114V197H113ZM140 196H141V197H140ZM143 196H144L145 198H144ZM215 196H216L218 199H217ZM222 196L225 197V198L223 197V200H222V198H221ZM232 196H233V197H232ZM239 196L242 197L241 200H240V197H239ZM3 197H5V196H3ZM43 197L45 198V200L42 199ZM80 197H82L83 200H82ZM99 197H100V198H99ZM106 197H107V198H106ZM150 197H151V198H150ZM249 197H250V198H253L254 200H253V199H250L251 201H249ZM257 197H258L259 199H258ZM32 198H33V200L31 201ZM73 198H74V200H73ZM96 198H97V199H96ZM105 198H106V202H105ZM110 198H111V199H110ZM115 198H116V200H115ZM139 198H140V200H138ZM147 198L149 199V201H150V199H152V201L154 200V204H155V205H156V202H157L159 209H158L157 205H156V207H157V208H156V207L154 206L153 203H152V205H153V206H152V205L150 204L151 201L149 202ZM154 198H155V199H154ZM219 198H221V199L219 200ZM226 198H227L228 200H229L230 198H232V199H230V203H231L232 200H233L232 202H234V203H235V202L239 203V205H238L237 203H235V205H238V208H236V206H234V205H233V207H232V208L235 207L234 210H232L231 208H229V207H230V206H229L230 203L228 202V200H226ZM238 198H239V200H237ZM243 198H244V199H243ZM261 198H262V199H261ZM5 199H6V197H5ZM19 199H20V198H18L16 201H18ZM79 199H80V202H79ZM86 199H88V200L86 201ZM95 199H96V201L99 200V201H97V203H99L100 200H101V204H100V205L97 204V203L95 202ZM107 199H108V200H107ZM113 199H114V201H112ZM117 199H118V200H117ZM128 199L131 200V201H132V200H133V201L136 200V202H137L138 204H139V202H140V204H139V206H138V207L140 208V210L135 209V208H138V207H137L138 204L136 205V203L132 201V202L134 203V204H133L132 202L128 201ZM145 199H146V200H145ZM161 199H162V200H161ZM208 199H210V201H208ZM212 199H213V200H212ZM214 199H216V201H214ZM224 199H225L227 202H226ZM242 199H243V200H242ZM47 200H48V201H47ZM59 200H61V201H59ZM64 200H63V201H64ZM66 200H67V201H66ZM76 200H77V201H76ZM81 200H82V201H81ZM103 200H104V201H103ZM109 200H110V201H109ZM141 200H143L144 203H143V201H141ZM202 200H203V201H202ZM211 200L214 201L213 204H215V205L218 204V205H219V208H218V209H217L216 207L214 208L215 205L213 206V209H217V210H216L217 212H219V210H221L220 207H222V209H223V206L226 205V206H224V207H225L224 209H226V210L229 211V212L226 213L225 210H223L224 212H222V210H221V213H222V214H218V213H217V214H218V218H219L220 220H221L222 218L226 217V216H227L226 214H228V216L225 218V219H227V222H228V223H227L228 228L230 227L231 229H232V228L234 229V227L236 228V227L238 226V224L240 223V225L237 227V228H239L240 226H243L244 223H245L244 226L247 227V228L242 227V229L239 228L240 230L237 229V228L234 229V230H238V232L242 231L243 233L241 234V236H242L243 234L246 235V236H243V240L240 239V243H241L240 245H241V246L237 247V245H239V243H238V240H239L238 238H239V237L237 238V236H236L238 232H237V231L234 232L233 229L231 230V229L226 228L227 226H226L225 223H224V222H226L225 219H223V221H222L224 224H223V223L221 224V221L219 222V221H218L219 219L216 218V217H217V216L215 215V214H216V211L213 212L212 206H210V207H205V206H207V205L209 204V202H210V205L212 204V201H211ZM217 200H219L220 202H217ZM221 200H222V201H221ZM236 200H237V201H236ZM244 200L247 202V204H250V203H252V202L254 201V202H253L254 204H250V205H248V207H250V206L252 207V208H251V207L249 208V210H250L251 212H250L249 210H247L248 207L246 206L247 204L244 203V202H245ZM260 200H262V201H260ZM14 201H15V200H14ZM34 201H35V202H34ZM36 201H37V202H36ZM45 201L48 202V207H46V206L44 205L45 203H47V202H45ZM50 201H51V202H50ZM72 201H73V203H72ZM84 201H85V202H84ZM88 201H91V202H88ZM123 201H124V202L126 201V202L124 203ZM239 201H241V202L244 201V202H242V204H241V202H239ZM256 201H258L257 204H256ZM259 201H260V203H259ZM3 202H4V203H3ZM20 202H21V206H20ZM33 202H34L35 204H31V203H33ZM82 202H84V203L87 204V205H86V206H83L84 203H83V204H80V203H82ZM92 202H93L94 204L96 203L95 206H92V204H93ZM109 202H110V203H109ZM112 202H114V204H113ZM117 202H118V203H117ZM119 202H123V203H119ZM127 202H129V203H131V204L129 205V203H128V205H127V204H126ZM146 202H148V203H146ZM216 202H217V203H216ZM222 202H224V205H223ZM248 202H250V203H248ZM17 203L19 204V206H17ZM41 203H42V204H41ZM90 203H91V204H90ZM106 203H109V204L106 205ZM141 203L144 204V205H143V208H141V207H142V204H141ZM161 203H163V205H162ZM221 203H222V205H221ZM225 203H226V204H225ZM227 203H228V204H227ZM234 203H233V204H234ZM243 203H244V204H243ZM14 204H15L16 206H15ZM38 204H36V205H38ZM85 204H84V205H85ZM88 204L91 205V206L89 205V207H91L90 209H89V207H88ZM115 204H117V205L115 206ZM118 204L121 205V206H122L123 204H126V205H125L126 208H125V206H124V207H123V206L121 207V206H119ZM148 204H149L150 206H148ZM166 204H167V207H166ZM194 204H195V203H194ZM213 204H212V205H213ZM240 204H241V205H240ZM255 204H256V206H255ZM13 205H14V207H15L16 210H15V209H14V210L12 209V208H14ZM30 205H31V206H30ZM43 205H44V208H45V209L43 208ZM54 205H55V206H54ZM76 205H77V206H76ZM102 205H103V207H102ZM140 205H141V206H140ZM160 205H161V206H160ZM218 205H217V206H218ZM253 205H254V207H253ZM1 206H2V207H1ZM33 206H35V210H39V212H40L41 214H42V213H46V214L48 213V215L50 214V219H51V217H52V218H55V220H50V219H49V216H48V219H45V221H44L46 225L41 226L42 223H40L41 225L39 224V226H40V230H39L38 223H39L40 221L43 220V219L40 220V218L43 217V215H46V214H42V216H41L40 213H39L38 211H35V210H34V207H33ZM50 206H52V207L49 208ZM53 206H54L55 208H54ZM64 206H65V207H64ZM99 206H100V208H99ZM109 206H110V207H109ZM112 206H113V207H112ZM114 206H115V207H114ZM129 206H134L135 208H133V207L130 208ZM200 206H201V207H200ZM240 206H241V208L245 206L244 208H247V209L245 210V209L242 208V209H243V210H242V209L240 208ZM260 206H261V208H260ZM32 207H33V208H32ZM75 207H76V208H75ZM78 207H79V208H78ZM81 207L83 208V210L81 209ZM84 207H86V209H85ZM104 207H106V208H104ZM108 207H109V208H108ZM111 207H112V208H111ZM127 207H129L130 210H129V208L127 209ZM198 207L201 208V211H202L201 213H202V214L205 212L203 215L201 214L202 217L200 216V214H199V216H198V214L196 215V213H200V210H199L200 208L197 209ZM257 207H259V208L257 209ZM30 208H31V210L33 211L32 213H28V212H27V211H30ZM47 208L51 209V212L54 211V210H52V209H55L56 213L54 212V214H51V213L47 212V211H49ZM74 208H75L74 212L76 211V212H75V215H76L77 213H78L79 215L82 213L81 217H83V219H84V217L87 218V217H86L87 214H88V217H91V215H92V217H97V215H98L99 219H98V220H95V219H97L98 217H97V218H91L92 220L94 219L93 221H91L90 218H89V219L87 218V219L90 221V222L88 221V223H89L90 225H91V222H92V225H93V226L91 225L92 227H88L89 225H88L87 221L85 222L86 219H84L83 224H84V222H85V224H84L83 226H81L82 223H81V225H79V224H80L81 220H83V219H82L81 217L78 218L79 215H76V216H78V217H76L75 215H72V214L74 213V212H73V209H74ZM77 208H78V209H77ZM101 208H102V210H101ZM110 208L113 209V210H114V208H117V209H115V210L118 211V212H116L115 210H114V212H112L113 210H110V211H109V210H106V209H110ZM120 208H122L123 210H121ZM139 208H138V209H139ZM150 208H152V209H151V212H148V211H150ZM206 208H207V210H205V211L202 210V209H206ZM208 208H209V212L212 210L211 212H213L214 215L216 216L215 218L217 219V222H216V219L213 218L214 215H213V213H211V212H210V213H211V217H212V218H210V215H209L210 213H208ZM210 208H211V209H210ZM228 208H229V210H228ZM239 208H240V209H239ZM253 208H254V210H253ZM26 209H28V210H26ZM63 209H64L65 212L63 211ZM87 209H88V210H87ZM91 209H92V210H91ZM104 209H105V210H104ZM119 209H120L121 212L119 211ZM141 209H142V211L145 209V211H143L144 214H143V212H141ZM154 209H156L157 211L155 210V212H154V211H153ZM195 209H196V210H195ZM235 209H238V210H239V213H238V210L236 211ZM19 210H20V211H19ZM21 210H22V211H21ZM66 210H67V211H66ZM71 210H72V211H71ZM78 210H80V211H78ZM84 210H86V212H85ZM90 210H91V211H90ZM97 210H99L98 213H101V212H102L101 214H102V215L104 214V215H103V216H104V219H103V216H100L101 214H98V213H97ZM100 210H101V211H100ZM135 210H137L136 212H137L139 215H137V213L135 212ZM186 210H188V211L190 210L191 213H188V211H186ZM230 210H231V211H230ZM240 210H242V211H240ZM252 210H253V213H252ZM259 210H260V213H261L262 216L259 214ZM2 211H3V214H2ZM6 211H7V212H6ZM11 211H12V212H11ZM14 211H15V212H14ZM23 211H24V212H23ZM25 211H26V212H25ZM34 211L37 212V213H35ZM87 211H89V213H91L90 216H89V213H87ZM103 211H104V212H103ZM107 211H108V212H107ZM139 211H140V213H141L142 215L139 213ZM190 211H189V212H190ZM196 211H197V212H196ZM198 211H199V212H198ZM203 211H204V212H203ZM235 211H236L237 213H236ZM244 211H245L246 213H245ZM248 211H249V213H248ZM261 211H262V212H261ZM13 212H14L15 214H14ZM16 212H17V213H16ZM22 212H23V213H22ZM30 212H31V211H30ZM57 212L59 213L60 216L62 215V216H64V217H62V216H61V218H60V216L58 217V216H57V215H58ZM61 212H62V213H66V212H67L68 214L66 213V215H65V214H62ZM106 212H107V213H106ZM109 212H110V215L108 214ZM111 212H112L113 214H111ZM115 212H116V213H115ZM127 212H129V214H127ZM131 212H134V213H132L133 215L131 214ZM184 212H185L186 214H185ZM231 212H235V214H236V215H239V216H236L234 213L232 214ZM241 212H243L242 214L245 215L246 217H248V216H249V217H248V218H245V217H243V215L240 216V213H241ZM12 213H13V214H12ZM19 213H22L21 216H23V214H24L26 217L23 216V217H25V218L22 219V217L20 216ZM38 213H39V215H38ZM52 213H53V212H52ZM71 213H72V214H71ZM84 213H85V214H84ZM92 213L94 214V216H93ZM105 213H106V215H105ZM117 213H119V214H117ZM124 213L126 214L125 217H124V215H125ZM149 213H150V214H149ZM152 213H156V214H153L155 217H154V216H151ZM230 213H231V214H230ZM257 213H258V216H261L260 218L256 216ZM6 214H7V215H6ZM16 214H17V215H16ZM27 214H28V216H27ZM29 214H30V215L32 214V216H34V217H32V216L29 217V216H30ZM56 214H57V215H56ZM70 214H71V215H70ZM95 214H96V215H95ZM107 214H108V215H107ZM115 214H116V217H115ZM122 214H124V215H122ZM159 214H160V215H159ZM188 214H190V216H189ZM206 214L209 215L208 218H207V221H205V220H206V217H207ZM246 214H247L248 216H247ZM252 214H253V215H252ZM1 215H4V216H1ZM5 215H6V217H5ZM35 215H36V216H35ZM55 215H56V216H55ZM67 215H68V216H67ZM117 215H119V216H117ZM120 215H121V217H120ZM128 215H129V216H128ZM144 215H145V216H144ZM146 215H147V219H149V217H150L149 220L146 219ZM180 215H181V217H180ZM193 215H196V216H198L197 218H200V219H201V220L198 219L200 222L197 220V223H198V222H199V223H202V224H203V222L208 223V225L204 223V226H203V225L201 226V224H199L202 228L205 227V226H208L210 229H208L207 227H205V228H207V229L205 230V228H204V229H203L204 231L202 232V230H201L200 233H199V230H198V229H202V228H201L200 226L197 225V223H196V219H197L196 216H195L196 219H193V218H192V217H194ZM212 215H213V216H212ZM219 215H224V217H221V218H220ZM234 215H235L236 217H235ZM10 216H12L13 220L15 219L16 222H15V221H12L11 218H10ZM17 216H18L19 219H20V217H21V219H22V220H25V221H22V220L20 219V221L22 222V223L20 224V222H19ZM19 216H20V217H19ZM37 216H38V218H37ZM70 216H71V218H70ZM74 216H75L77 219H76ZM106 216H107V217H106ZM135 216H136V219L139 217V222H138V219H137V223H138V224H139L140 221L142 220L143 216H144L143 219H144V220H147V221H144V220H143L144 222H143V221L141 222V224H140V225H141V228H140V226L136 223V221L134 220V219H135ZM178 216H179V217H178ZM182 216H185V217H182ZM191 216H192V217H191ZM251 216H252V217H251ZM253 216H254V218H253ZM3 217H4L5 219H3ZM14 217H15V218H14ZM27 217H28V220H26ZM39 217H40V218H39ZM45 217H46V216H44L43 218H45ZM68 217H69L70 219H69ZM73 217H74V219H73ZM108 217H110V220H111L112 218H114L113 220L115 221V223H117V222H121V223H122L121 225H120V223H119V224H118L119 229H116V228H115V229L112 231L113 233H111V234H109L110 231H107L111 226L109 227V225H107L109 228H108V227L105 228V225H101V222H102L103 220H105V219H106V220H109ZM119 217H120V218H119ZM172 217L174 218V219H172V222L174 221V222H173L174 224H175V222H178L179 225H180L181 223L183 224V223H184L183 220L187 219V221H185V224L188 225L189 227H188V228L185 227L186 225L184 226V224L181 225L180 228H181L182 226L185 227V228L182 227L183 229L181 228V231L183 230V232L181 233L180 230H178V229H174V227H175V228H176V227L179 228L178 224L176 223V224H175L176 226L174 225V226H172V229H170V228H171V225L173 224V223L171 222V218H172ZM175 217H176L177 219H179V220L181 219L183 222L178 221ZM186 217H187V218H186ZM189 217L192 219V221L195 220V224H196V225H195V224H192L193 222H191V221L188 222V218H189ZM228 217H232V220H234V217H235V218H236V219H235L236 221H237V218H238V220H239V217H240V218L243 217L242 220L240 219L241 222H242V221H245L246 219H248V220H250V221L248 222V224H247V222L245 221V222H242V223L239 222V223L236 225L237 222H236V221H232V220L230 221L229 219H231V218L228 219ZM255 217L258 218V219H256ZM6 218H7V219H6ZM30 218H31V219H30ZM33 218L37 219V221H38V219H39V222H37V221H36L35 219H33ZM58 218H60V219H58ZM62 218H63V219H62ZM100 218H102L101 221H99ZM132 218H133V219H132ZM140 218H141V220H140ZM152 218H153V219H152ZM183 218H184V219H183ZM190 218H189V219H190ZM203 218H204V219H203ZM209 218H210V220H209ZM8 219H10V221H8L7 223H6V221H2V220H8ZM57 219H58V220H57ZM61 219H62L63 221L66 220V221H64V224L60 223V222H62ZM79 219H80V221L78 222ZM151 219H152V220H151ZM202 219H203L204 221H202ZM244 219H245V220H244ZM260 219H262V221L258 222V220H260ZM46 220H47L48 222L52 221L51 224L48 223ZM56 220H57V221H56ZM67 220H69V221H67ZM70 220H71V221H70ZM72 220H73V221H72ZM74 220H75V222H78V223H76V225H75V224H72V223H74ZM120 220H121V221H120ZM123 220H125V222H127L128 224H129V223L131 224L132 221H133V223H132L133 225L131 224L132 227H131L130 224H129L128 227H130V228L126 227L127 229H126V228L124 229V227L127 226V225H126L127 223H125V222L123 223ZM127 220H129V221L132 220V221L128 222ZM175 220H177V221H175ZM208 220H209V221H208ZM214 220H215V221H214ZM240 220H239V221H240ZM252 220H253V221H252ZM256 220H257V221H256ZM29 221H30V223H29ZM31 221H36L37 223L34 222V223H35V224H34V223H32ZM95 221H96V222H95ZM97 221H98V222H97ZM150 221L153 222V223H151ZM212 221H213V222H212ZM4 222H5L6 225L9 223V224H8L9 226H8V225L6 226V225L4 224ZM12 222H15L16 224H15V223H14V224H11ZM23 222H24L25 224H23ZM27 222H28V223H27ZM44 222H43V224H44ZM53 222H55V223H53ZM65 222H66V223H68V222L70 223V222H71V224H72L73 226H72L71 224L68 223L70 226H72V227H71L72 229H71L70 226H69V228H70L71 230H79V229H77V225H79L80 228H81V229H80L81 231L79 230L80 232H82V230H85L84 226L87 228L86 230H88V229H89V230H90V229H94V230H92L93 232L95 231L94 233H93L92 231H91V233H90V231H88L91 235H90V234L87 235V231H83V232H85V234H86V236H87L88 239L92 238V239H90V241H92V242H90L89 240L86 241L87 239H85V234H84V235L82 234L83 232H82V233H80L79 231H75V232L72 231V232H71L70 229L67 228L68 225H67V226L65 225V224H66ZM94 222H95V223H94ZM146 222H147V223H146ZM149 222H150V224H151L152 226H150V225L148 224ZM170 222H171V225H170ZM215 222H216V225H215V226H216V231L218 230V227H217V226H219V227L222 228V229L225 227V228H226V232H228V234L225 233V230H224V231H223L224 234H227V235H224L223 232H222V233L220 232V233L223 235V236H222L220 233H218V232H219L220 230H222V229L218 230L217 232H214L215 230H213V229H215V228L212 229V230H213V232H212L211 228H212V226H214V225L211 224V225H212V226H211L210 223H215ZM232 222H233V223H232ZM234 222H235V223H234ZM250 222H251V223H250ZM254 222H255V223H254ZM256 222H257V223H256ZM261 222H262V224H261ZM31 223H32V225H35V226L38 227V230H37V231H38L39 233H38L37 231H35V229H37V227L32 226ZM86 223H87V226H86ZM135 223H136L137 225H136ZM163 223H164V224H163ZM167 223H166V224H167ZM188 223H190V225H189ZM230 223H232V224H230ZM249 223H250V225H249ZM259 223H260V224H259ZM36 224H37V225H36ZM52 224H53V225L55 224L56 227L58 226L57 229H56V228H55V225H54V228H55L56 230H55V229L53 230ZM61 224H62V225H61ZM99 224H100V226H98ZM134 224H135V225H134ZM146 224H148V226H147ZM162 224H163L164 226H163ZM228 224H229L230 226H229ZM234 224H235L236 226H235ZM251 224H252V225H251ZM255 224H256V225H255ZM12 225H13V226H14V225H17V226H14V227L12 228ZM26 225H28V226H27V227H28V230H29L30 225H31L32 227H31L30 231H32V232H33V230L35 231V232H34L35 234H33V233L31 232V234H33V235H34L33 237H35V238H33L32 235H31L30 233H28L29 231L27 232V233H28V236H27V237L30 238V240L33 239V240H31V241H30L27 237H26L27 239H25V240L23 239V238H25L24 235L27 234V233L24 234V233L26 232L25 230H26V228H27ZM49 225H50V227H49ZM60 225H61L62 227H61ZM64 225L66 226V229L63 228V227H65ZM156 225H157V226H160V225H161V226L164 227V229L169 230V231H174V233H175V231H176V232L179 231L178 233L181 234V237L184 236L183 233H184V231L186 232L187 230L189 231V232H188L189 234L186 233L188 236H189L191 233H192L193 235L191 234L192 236H190V237H193V236H196V235H197V237H194V238H193L194 240L192 239L193 241H196V242L193 243V244H192L191 242H190V243L192 244V246L195 245L196 243L198 244V246L200 245L199 250L201 249V251H202V249H204V248H206V249L208 248L209 250H208V249H207V250L210 252V250H214V249H213V248H214V243H216V244H215V248L219 247L220 245H222V244L224 243V244H225V247L228 248V246H229L228 249H230L229 251H230V253H232L234 250L237 251V250L240 249L241 247L244 249V248L247 246L246 244H249V245L247 246L248 249L246 248V251L249 252V253H247L246 255H247V256L249 255V256L247 257V256L244 254V252L241 253V252H242V249H240V250H241V251H240V254H239V250H238V252H237L238 254H237V253H234L235 251L233 252L234 254H232V256L236 254V256H234V257H236L235 259L230 258L231 256H227L228 258H227V257L225 258L226 255H229V251H228V249H227L228 252L225 250V247L223 246L224 244L222 245V246H223V249L225 250V251H224V250L222 249V252L224 251L223 253L220 251V249L222 248L221 246L219 247L218 250L215 249V250H216V253H215V250H214L213 252L209 253L206 249H204L206 252H205L204 250H203L202 252L199 251V250H198V247H197V244H196L195 246L197 247V250H198V251H197L196 249L194 250L195 246H194V248L191 247V246H188L190 243L187 242V243H188V244H187L186 242H181L182 239H181L180 237H179V238H180L181 241L178 240L179 238L176 239V237H177L178 235H180V234H177V235H176V234H173V232H171L172 235H173V236H172L171 233H170L169 231H166V230L163 231V230H162L163 227H157V228L159 229V230H158V229L156 228ZM191 225H192V226H191ZM194 225H195V226H194ZM220 225L223 226V227H221ZM231 225H233V227H231ZM246 225H248L249 227L246 226ZM254 225H255V226H254ZM259 225H260V226H259ZM5 226L8 227V228H6ZM22 226H24V227H22ZM59 226H60V228H59ZM74 226H75V227H74ZM94 226H98L99 229H98V230H95V229H97V227L95 228ZM120 226H121V229H120ZM122 226H124L123 229H122ZM144 226H146V227H144ZM154 226H155V227H154ZM196 226L199 227V228L196 229ZM253 226L255 227V229H254ZM9 227H10V229H11V230H10L11 233H13V230L17 231V233L14 231V234H15V233L18 234V235H17L18 237L16 236V234L13 235V234H11L8 230H7L8 232L5 230V229H9ZM17 227H19V229H22V230H19V231H18ZM21 227H22V228H21ZM25 227H26V228H25ZM33 227H34L35 229L32 230ZM47 227H48L49 229H47ZM73 227H74V229H73ZM101 227L104 228V231H103V228H101ZM138 227H139V229H137ZM192 227H195V228H193V229H194V231H196V233H198V234L195 235V234L193 233L194 231H193ZM257 227H258V229H257ZM14 228H15V229H14ZM23 228L25 229V230H24L25 232L23 231ZM41 228H43V231H44L45 233H47L48 230H49L51 233L48 232L49 234L46 235V234L42 231ZM44 228H45V230H44ZM62 228H63V230H61ZM75 228H76V229H75ZM78 228H79V227H78ZM83 228H84V229H83ZM107 228H108V229H107ZM151 228L153 229V230H152L153 232H155V229H157V230L159 231V232L157 231V232L155 233L156 236H157V234L160 235L161 232H163L164 234H165V232H166V237L163 235V233H161V234L164 236L163 238H165V240H164L163 238H162V239H163L165 242H169L170 245L167 244V243H165L164 241H162V240L160 239L162 235H160V237H158L159 239L154 235V236L156 237L155 240H154V236H152V232H148V231H151ZM160 228H161L162 231L160 230ZM180 228H179V229H180ZM186 228H187V229H186ZM189 228L192 229V232H190L191 230H190ZM12 229H13V230H12ZM46 229H47V230H46ZM59 229H60L61 231H60ZM67 229H68V230H67ZM100 229H101V230H100ZM105 229H107V230L105 231ZM184 229H185V230H184ZM227 229L230 230V231H232V232L229 233L230 231H227ZM243 229H244V230H243ZM247 229H248V230H247ZM250 229H252V230H250ZM3 230H5L6 233L3 232ZM57 230H58V231H57ZM116 230H117V231H116ZM118 230L120 231V234L117 233V232H119ZM134 230H138V232L135 231V232H136V233H135ZM142 230H143V231H142ZM145 230H146V231H145ZM147 230H148V231H147ZM177 230H178V231H177ZM209 230H211L212 233H211ZM245 230L248 231V232H249V231H250V232H253V231L256 230V232H255V233H252V234H251V233L248 234V232H246ZM260 230H261V231H260ZM21 231H22V232H21ZM40 231H41V232H40ZM55 231H56V232H55ZM59 231H60V232H59ZM62 231H64V232L66 231L68 234H67L66 232H65V233L63 232V233H62ZM96 231H97V233L99 232L98 235H97ZM101 231H102V233H101ZM141 231H142V232L145 231L146 234H147V232H148L149 234H147V235H146V234H142ZM197 231H198V232H197ZM206 231H207V232L209 231V232L211 233V235H209V233H207ZM259 231H260V232H259ZM19 232L22 233L23 237H22L21 234H19ZM23 232H24V233H23ZM57 232L59 233V236H60L61 234H62L63 236L67 234V235H68V238L66 237V236H67V235H66V236H65L66 238L64 239V237L62 238V235H61V236H60L61 239H59V236H58ZM70 232H71V233H70ZM77 232L79 233L78 238H77ZM105 232H107V235H105ZM130 232H131V233L134 232L135 234L132 235L133 233L131 234ZM139 232H140L142 235L145 236V237H144L145 239H143V236H141V234H139ZM205 232H206V233H205ZM233 232L236 233V235L233 234ZM245 232H246V233H245ZM3 233H5L6 235L3 234ZM7 233H8V234H7ZM40 233H42V234H40ZM74 233H75V234H74ZM95 233H96V234H95ZM114 233H116L117 235H115ZM167 233H170V234H167ZM203 233H204V235H203ZM216 233H217V236H216V235H213V234H216ZM240 233H241V232H240ZM256 233H257V234H256ZM258 233H260V235H259ZM9 234H10V235H9ZM71 234H72V236H71V238H70L69 235H71ZM93 234H94L95 237H92ZM99 234L102 235V236H103V234H104L103 238H102V236L100 237ZM113 234H114V235H113ZM122 234H125V235L128 234V236L126 235V237H123ZM130 234H131V235H130ZM153 234H154V233H153ZM184 234H185V233H184ZM186 234H185V235H186ZM199 234H200V236H199ZM230 234H231V235H230ZM253 234H254V235H253ZM8 235L10 236V238H8V237H9ZM35 235L40 236V237H37V236H35ZM43 235H45L46 237H49V236H50V237L48 238V242H46V241H47V238L44 237ZM55 235H56V236H55ZM75 235H76V236H75ZM81 235H82V236H81ZM125 235H124V236H125ZM149 235L152 236L153 239H152V237L150 238ZM167 235H168L169 237H170V235H171V239H172V237H174V235H175V238H173V239L171 240ZM208 235H209V236H208ZM212 235H213V236H212ZM228 235H230L231 238H232V235H233V237H236V238L238 239V240L236 239L237 242H236L234 239H233V242L235 241L237 244H236V243L234 244V243L232 242V239H231L230 237H227ZM234 235H235V236H234ZM238 235H239V233H238ZM249 235H250V236H249ZM251 235H252V237H251ZM256 235H257V236H256ZM7 236H8V237H7ZM29 236H31L32 238L29 237ZM41 236L44 237V238L42 239ZM51 236H52V237L54 236V237L52 238ZM73 236H75V237H76L77 239H79V240L82 239V237L84 236V237H83L84 241H83V239H82V240H80V241H81V242H80V241H78V240H77L75 237H73ZM79 236H80V237H79ZM97 236H98L99 238H98ZM105 236H106V238H105ZM120 236L123 237V239H122ZM129 236H131V239H132V240H128V242L131 241V243H128V242L126 241L127 239H124V238H127V237L130 239ZM135 236H137V240H138V238L141 239V237H142V239H143V244H142V241L140 242V241L138 240L139 243H140V245H139V243H137L138 241L136 242V239H135L136 237H135ZM138 236H139V237H138ZM140 236H141V237H140ZM146 236H147V237L149 236V237L147 238ZM198 236H199V238H201V240L198 238ZM202 236H205V237L207 236L208 239H204L205 237L203 238ZM224 236H226V237L224 238ZM239 236H240V235H239ZM241 236H240V238H241ZM248 236L250 237V240H249ZM255 236H256V237H259V236H260V237L257 238V240L255 239L256 241H254V237H255ZM11 237H12V238L14 237L15 239H14V238L12 239ZM19 237H20V238L22 237L21 240H20ZM55 237L57 238V240H55V239H56ZM110 237H111V238H112V237L115 238L114 240H113V238H112L113 243H114V241H116L114 244H116V243L118 244L119 242H117V241H119V239H120V240H125L128 244H126V246H125L124 243H126V242H125V241H124V242H123V241H122V242L120 241L122 244H121V245H120V244H118V245H117V244L114 245V247H115L116 249H113L114 247L112 246L113 244L111 243L112 240H111ZM118 237H119V239H117ZM167 237H168V238H167ZM207 237H206V238H207ZM244 237H245V238H244ZM256 237H255V238H256ZM37 238H38V239H37ZM45 238H46V239H45ZM54 238H55V239H54ZM93 238H94V239H93ZM109 238H110V240H109ZM133 238H134L135 241L133 240ZM149 238H150V240L152 239L151 242L154 240L152 244L155 245V246H153V248L150 247L152 244L150 243ZM195 238H196L198 241L195 240ZM228 238H230L231 240L228 241ZM246 238H247L248 240H247ZM260 238H261V239H260ZM7 239H8V240H7ZM22 239H23L24 241H22ZM35 239H36V240H35ZM40 239H41V240H40ZM49 239H51V240H49ZM53 239H54V240H53ZM58 239H59V240H58ZM71 239H72V241H74L73 239H76L75 242H76V241H78V242H77V243H75V242H70ZM98 239H100V240L97 241ZM105 239L107 240V242L111 241L110 243H111L112 245L109 243L111 246H110V245H109V246H106V245H108V243L105 244V242H106ZM142 239H141V240H142ZM156 239H158L157 242H156ZM166 239H167L168 241H167ZM169 239H170V240H169ZM174 239H176V240H174ZM218 239H219V240L222 239L223 242L221 243V242H220L221 240L219 241ZM224 239L226 240V243H227V244L225 243ZM245 239H246V240H245ZM251 239H252V241H251ZM6 240H7V241H6ZM16 240H18V241H20V242H16V243H15ZM38 240H40V241H39V244H40V245H39L38 243H35V245H34V243H32V246H31L30 242H33V241L36 242V241H38ZM60 240H61V243L63 242V244L65 245V247H64V245L61 246L60 243L58 244V241L60 242ZM63 240H66V241L68 240V241H67V243H66V242H64ZM159 240H161L160 242H162V243H161V246L158 245V246L156 247V245H157L156 243L160 244ZM177 240H178V241H177ZM202 240H204V241L206 240V242H205V243H206V246H207V244H208L207 242H209V244H210L209 246L212 245V247H209V246L205 247V243H203L204 241H202ZM261 240H262V241H261ZM4 241H5V242H4ZM25 241H26V242L29 241V242H28V243H29L28 245H30L31 248H30L28 245H26L27 243H25L26 248H25V246L22 247V248H19V246H23V245H24V242H25ZM49 241H50V242L52 241L50 244H52V247H54V248H56V249H53V248L51 249V246H50V244H49ZM55 241H56V242H55ZM82 241H83V243H82ZM101 241H102V242H101ZM132 241H133L134 243H133ZM144 241H145V243H150V246L148 245V247H147V245H145ZM175 241H176V242H180V243H176V244H175V243H174ZM200 241H201V243H203V244H200ZM227 241H228V242H227ZM242 241H243V242L246 241V242H245L246 244L243 243L245 246L242 244ZM247 241H248V242H247ZM253 241H254V243L251 244V242H253ZM259 241H260V242H259ZM68 242H70L71 244H72V243H73V244H76V245L79 244V246L77 245V247H76V245H73V244L70 246V243H68ZM84 242H85V243H84ZM86 242H87V243H86ZM96 242H97V244H96ZM99 242H100V243H99ZM135 242H136V245H137V244L139 245V247H140V248H138L139 250H138V249H137V250L134 249L135 246H134L133 244H135ZM154 242H156V243H154ZM163 242H164V244H163ZM170 242H171V243H170ZM172 242H173V244H172ZM210 242L213 243V244H211ZM219 242H220V243H219ZM249 242H250V243H249ZM255 242H256L257 244L260 243L261 245L259 244V245L257 246V244H255ZM11 243H14V244H11ZM21 243H22V244H21ZM42 243H43V245H45V246L41 245ZM54 243H55V244H54ZM80 243H81V244H80ZM101 243H102V244H101ZM103 243L105 244V247H104V246H103V247L101 246V245H103ZM181 243L184 244L183 247H185V249H186L187 246H188V248L191 247V249L194 250V251H191V250H189V249L187 248L188 250L186 249V252H183L184 254L182 255V251H183V250L185 251V249H182L183 247L181 246V245H182ZM232 243H233L234 245H236L237 249H236V248L233 249L235 246L233 247V244H232ZM16 244H17V245H16ZM56 244H58L59 246L56 245ZM66 244H69V245H66ZM82 244H83V245H82ZM84 244L87 245V246H86L87 248L84 246ZM88 244H89V245H88ZM91 244H95V246H92ZM100 244H101V245H100ZM129 244L132 246V249H131V246L129 247ZM162 244H163V246H162ZM177 244H178L179 246H181V247H177V248H179V249H177V250L181 252V254H180L181 259H179V257H178L179 252L175 249V248H176L175 246H176ZM186 244H187V246H185ZM191 244H190V245H191ZM217 244H218L219 246H218ZM228 244H232V245H228ZM254 244H255V246H254ZM14 245H15V246H14ZM36 245H37V246H36ZM53 245H56V247L53 246ZM80 245H82V246H80ZM123 245H124V246H123ZM138 245H137V246H138ZM141 245H142V246H141ZM143 245H145L146 247H145V248H141V247H143ZM164 245H165V246L168 245V246L164 247ZM171 245H173V246H172L173 248L171 247L172 249L169 247V246H171ZM178 245H177V246H178ZM202 245H204V246H202ZM27 246H28V248H27ZM33 246H36V248L34 249ZM39 246H42V247H39ZM48 246H50V247H48ZM91 246H92V247H91ZM121 246H122V247H121ZM127 246H128L129 248H127ZM201 246H202L203 248H202ZM243 246H244V247H243ZM250 246H251V247L253 246V247H255V248L252 247V248H253V249H252V248H250ZM15 247H16V248H15ZM47 247H48V249H47V252H46L45 249H46ZM61 247H62V248H61ZM63 247H64V248H63ZM72 247H74L75 249L72 248ZM88 247H89V248L91 247L90 249L93 248V250L88 249ZM95 247H96V248L98 247L97 250H100V252H99V251H97V252H98L99 255L101 254V257L103 256V259H102L100 256H98V257L95 256V253H94V251L96 252V250H95L96 248H95ZM101 247H102V249H101ZM106 247H109V249L111 250V252H110V250H108V248H106ZM117 247H118V250H117ZM174 247H175V248H174ZM231 247H232V248H231ZM257 247H258V248H257ZM260 247H261V248H260ZM8 248H9V249H8ZM32 248H33V249H32ZM37 248H41V249L38 250ZM42 248H45V249H44L45 251H44V250L42 251ZM85 248H86V249H85ZM125 248H126L127 252H126V250H123V249H125ZM147 248H149L150 250H151V249H152V250L155 249V250H157V253L155 254L156 251H153L154 253L149 251L150 253H153V254L150 256V253H149V252H145V250H146ZM156 248H157V249H156ZM163 248H164V249H163ZM259 248H260V251L262 250V251H261V254L259 253L260 251H256V250L259 249ZM5 249H7L6 252H8V253L5 252L6 254H4V250H5ZM10 249H11V250H10ZM14 249H15V250H14ZM18 249H20V250H18ZM27 249H28V250H27ZM29 249H30V250H31V249L33 250V252H30V254H33V253H34L32 256L37 257V258L40 257V258H39V259H36V258L32 257L30 254H27V253H28L27 251H30ZM49 249L51 250L50 254H49V251H50ZM59 249H60V250H59ZM82 249H83V250H82ZM103 249H104V251H106V253H107V251H109L107 255L112 256V258L110 257V259H109V256H107L106 253H104ZM112 249H113V252H112ZM130 249H131V252H130ZM133 249H134V253L132 252ZM143 249H145V250H144V253H145V254H144V255H141L142 257L138 256V254H139L138 252H140V253L142 254L143 251L141 252V250H143ZM149 249H147V251H148ZM173 249H174L176 252H173V251H174ZM231 249L233 250L232 252H231ZM255 249H256V250H255ZM16 250H17V251H16ZM32 250H31V251H32ZM40 250H41V251H40ZM53 250H54V251H53ZM66 250H67V251H66ZM101 250H102V253H101ZM152 250H151V251H152ZM159 250H160V249H159ZM172 250H173V251H172ZM248 250H249V251H248ZM9 251H10V252H9ZM21 251H22V253H21ZM36 251H39V255H38V253H37ZM63 251H64V252H63ZM115 251H117V252H115ZM123 251L125 252L124 255H123V256L125 257V258L123 257L124 259H123L122 256H121ZM189 251H190V254H193V252H194V253L196 254L195 256H197V253L199 252V253H198V254H199V257H202V256H203L204 258L202 257V259H201V258H199L198 256L195 257L194 254H193V256L196 258V260H195V258L193 257V258H194V260H193V259H192V256L189 254ZM195 251H197V252H195ZM217 251H220L222 254H220V252L218 253ZM244 251H245V250H244ZM246 251H245V253H246ZM253 251H254V252H253ZM255 251H256V253H255ZM23 252H25L24 254H26V255H28V256L30 255V256L28 257V256L24 255ZM53 252H54V253H53ZM61 252H63V254H62ZM92 252H93V253H92ZM97 252H96V255H98ZM114 252H115V253H114ZM136 252H137L138 254H137ZM187 252H188V253H187ZM200 252H201V253H200ZM204 252H205V253H209L211 257L208 255L209 257L207 258V257H206V254H205ZM59 253H61V256L59 255ZM86 253H87V254H86ZM91 253H92V255H91ZM109 253H111L112 255L109 254ZM128 253H129V254H128ZM132 253H133V256L131 255V256H132L131 258H133V259L135 258L134 260L130 258V254H132ZM177 253H178V254H177ZM185 253H186V256H185ZM212 253H213V254L215 253V254H214L215 256H213ZM224 253H226V254H224ZM227 253H228V254H227ZM250 253H252V254H253V257H256V258H252ZM3 254H4V255H3ZM36 254H37V255H36ZM40 254H42V255H40ZM43 254H44V257H43ZM48 254L51 255L52 258H51V256H49ZM84 254L86 255V257H88L89 260H87V259H83V260H82V258H86ZM102 254H103V255H102ZM104 254H105V255H104ZM125 254H126V255H125ZM170 254H171V255H170ZM187 254L189 255L188 257H187ZM204 254H205V256H204ZM216 254H219V255L217 256ZM241 254L245 255V257H244L243 255H241ZM254 254H256L257 256L254 255ZM258 254H260V255L258 256ZM21 255H20V256H21ZM57 255H58V256H57ZM87 255H88V256H87ZM90 255H91V256H90ZM119 255H120L121 257H116V256H119ZM127 255H129V257H128ZM139 255H140V254H139ZM153 255H154V256H153ZM156 255H157V256H156ZM164 255H165V256H164ZM164 255L159 256V257H161V259H160L159 257H157V258H156V261H159V262L161 263V261H162V257H163V260H164L165 257H166V254H164ZM181 255H182V256H181ZM201 255H202V256H201ZM230 255H231V254H230ZM240 255H241L242 257H241ZM5 256H4V259H5L4 261L6 262V261H7L6 259H8V257H5ZM77 256H76V257H77ZM89 256H90V258H89ZM92 256H95L94 259H92V258H93ZM104 256H105V259H104ZM147 256H148V257H147ZM152 256H153V257H152ZM216 256H217L218 258H215ZM219 256H221V258H220ZM222 256H223V257H222ZM239 256H240L241 258H240ZM31 257H32V258H31ZM54 257H55V258H54ZM58 257H60V258L58 259ZM96 257H97V258H101V259H97V260H96V259H95ZM212 257H214V258L211 259ZM246 257H247L248 260L245 261ZM258 257H259V258H258ZM1 258H2V259H1ZM27 258L30 259V260L27 261V260H28ZM120 258H122L123 260L121 259L122 261L120 260V262H119L118 260H119ZM128 258H130L131 260L128 259ZM158 258H159L161 261H160ZM197 258H198V259H197ZM237 258H238V259H237ZM31 259H34V260L36 259V260H35V261L32 260V262H31ZM91 259H92V262H91ZM106 259L108 260V262H107ZM111 259H113V261H112ZM166 259H167V258H166ZM206 259H207V262L205 261ZM226 259H227L228 262H227V261L225 262ZM228 259H231V260L233 259L234 261H233V260H232V261H233L234 263H233L231 260L229 261ZM240 259H242V260H240ZM252 259H253V260H252ZM43 260H44V259H43ZM47 260H48V261H47ZM98 260H99V261H98ZM109 260H111V262H110ZM126 260H127V262H123V261H126ZM178 260H179V261H178ZM180 260H181V261H180ZM202 260H203V261H202ZM213 260H215V261H213ZM250 260H251V261H250ZM38 261H39V262H38ZM41 261H42V262H41ZM117 261H118V262H117ZM136 261H137V262H136ZM166 261H167V260L163 261V262H165V263L162 262L161 264H166ZM208 261H209V262H208ZM210 261H211V262H210ZM236 261H237V262H236ZM256 261H257V262H256ZM1 262H0V263H1ZM5 262H4V263H5ZM52 262H53V263H52ZM83 262H84V263H83ZM86 262H87V263H86ZM102 262H104V261H101L100 264H102ZM105 262H104V263H105ZM168 262H169V261H168ZM168 262H167V264H170V263H168ZM174 262H172V264H173ZM177 262H178V263H177ZM181 262H182V263H181ZM201 262H203V263H201ZM4 263H3V264H4ZM33 263H32V264H33ZM104 263H103V264H104ZM160 263H159V264H160ZM175 263H174V264H175ZM245 263H244V264H245ZM129 264H130V263H129Z\"/></svg>",
    "mask_w": 264,
    "mask_h": 264
}]
</instances>
